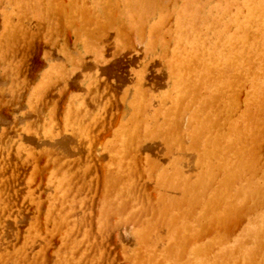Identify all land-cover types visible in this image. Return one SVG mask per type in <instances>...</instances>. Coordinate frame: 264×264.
<instances>
[{"label":"rangeland","instance_id":"obj_1","mask_svg":"<svg viewBox=\"0 0 264 264\" xmlns=\"http://www.w3.org/2000/svg\"><path fill=\"white\" fill-rule=\"evenodd\" d=\"M11 1H14V2L5 3L6 2L5 0H0V43H1L0 44V48H2V49H0L1 50L0 51V141H1L0 142V147H1L0 148V152L2 151V153H0V158H1L0 160H2V158H3V160L1 161L2 163H0V165H3V166H0V167H2V168H0V174H3L4 176L3 175L2 176L5 177L3 180L1 178L2 176L0 177V179L2 180V182L0 181V183H1L0 186H2V184L5 181L8 183V181L5 180V179L12 175V177H10V178H12V180L10 181L9 180L10 178H8L9 183L6 184L4 188L0 189V199L3 201V203L0 201V204H1L0 205L1 206L0 207V213L5 214V215L2 216L5 219H7L9 217V221L7 219L6 223L9 222V224H14V222H16L15 224H18L16 226V228L14 227L15 224H14V226L13 225H11V226L14 227L15 230H18V231L21 228L20 231L23 232V233L19 236L20 237L19 238L18 235L21 232L18 233V231H15V230H13L12 227H10V228H12V230H13V232L15 234L18 233L17 235H13L12 234L13 235L12 239L16 238L15 241H16L17 244L16 243H15V245L10 244V240H12V239H9V238H11V236L9 238H7L6 236H9L10 233H13V232H9V230L6 228L7 225H6V227H4V225L6 224V223H4L5 221L2 222L3 220H0V222H1L0 225L2 226V228H4V230H2V231L0 230L1 231L0 233L4 232L1 235L5 236L7 239H9L8 242H6L7 239L6 238H4V239L2 238L3 241H5V243L1 239V241H0V245H1L0 247H2L1 249L3 250L5 246L7 247V245H5V244L8 243V249H9V247L10 248L12 247V249H14V247L17 246L16 249L13 250L14 253L17 252V249L20 248L22 243L24 244V242H25L24 240L28 241L26 238H30L31 239V237H32L30 235L31 231H32L31 233L33 235L35 233L36 234L39 233L40 235L42 233L43 234L42 236L45 235L44 236L45 238L44 237L41 238V236L39 234H38V236L35 234V237L33 236L32 240L35 238L33 241H35L37 239H38V241L37 242H33L34 245H35V243L39 244L42 241L44 242V239H45V243H46V241H48V242L52 241V244L49 243L50 244L49 245L48 243H46L45 246L48 245V247L46 249H45V247L40 248L41 246H44V244H39L38 247H37V245L36 246L30 245V247H32V248H30L29 244L32 243V242H29V241H32V240H29L28 241L29 244L25 243V244L28 245L27 246L28 249L25 250V248H27V247L24 248V246H22L21 248L24 251H22L20 249H19V251L20 252L22 251V252L26 253V251L28 252V251L34 250L33 247H37L38 250L43 251V248H44L45 249V251H43L44 254H39L40 251H38L37 249H35V250H37L38 253L36 251V253L34 254L33 252L35 250L33 252H31V253L34 254V256H33L34 258L32 257L33 254H31V253H29V254H31V257L33 258V260H35V258L37 257L36 256L37 254H39L41 256L43 255L44 259H42V257H41L40 260H43V261L48 260V261H46L47 264H55V263H57V261L59 263H61V260H62L61 259L62 258L61 255L63 253L62 251H63L64 248H67L68 246H69L70 249L72 248V250H75L77 248L76 251L78 253H81V254H79V257H78V260H80L79 264H81V263L82 264H87L88 262H89L88 264H93L94 262H96L95 264H97V263L98 264H129V262H131V261H132L131 264H133L134 260H135L134 256H135V254L137 255V253L138 254L140 253L141 255H143V253L146 254L148 252V249L151 248V249H153V251H156V253H158L160 255V252L162 250H165V248L172 249L174 247V243H175L173 241H178V236H176L175 234H177V232L179 234H181V232L183 231V221H180L177 224L172 226V225H170L168 223V219H169L168 216H166L164 214H162L163 215L162 216L160 214L159 217L161 216L162 219L167 217L166 221H165V219L162 220L161 217L158 219V214L156 212H158L160 209L163 208V206L165 204L163 202H168V201L170 202L172 200L179 201L180 203L184 202V204L178 203L177 206L179 208L177 207L176 210L172 213V214H175V216L178 217V218L183 217V215L187 211V209L190 208V205H191L190 202L191 201H190L189 187H191V188L193 186L196 187L194 184H195V182L197 181V179L199 178V176L201 174V171H202V168H201L202 167V162H200L201 161V159H200L201 158L200 157L201 154L199 152V148L194 146V139L192 137L191 132H189L188 130H185V129H188L186 127L179 126V128L180 127L181 128L177 129V130L180 131V130H182V128H184V132L188 131V134H189V136H188L187 133L185 134L183 132V130L180 131L179 133L182 132V135L185 134V136H183L184 137V141H182V139H181L183 137H179L181 139L180 143L177 141V140H179L178 136L180 135V134H178V132L173 133L172 137H168L169 135H171V133H168V132H164L163 136H160L159 134L157 136H155V135H152L150 132L153 130V128H154V126L156 124V122H155L156 121L155 120L156 119L155 113H156V111L159 110L160 106H162V102H163L164 96L166 94L172 92L173 88H174L173 78H172V74H171V71H170V64H171L172 56H173V53H174V42H173V37H171L169 29L174 26V29H172L174 31L171 32V33L175 32L176 25H174V24H176V20H177V16L175 14V11H176L175 7L179 6V5H175V4H180L181 5L183 0H178V1L176 0V2H178V3H174V4L170 3V2H175V0H172V1L171 0H165V2L167 3V4H165L166 7H164V8L161 7L159 10L155 11V14L153 12H152L153 13L152 15L149 14L150 15L149 19H148V14L145 12L146 13L145 15H143L142 17L139 16V18L135 19L134 22L136 24L133 23V25H131L130 19L127 18V16L124 14V4L122 3L121 0H119L120 3H119L118 0H115V1H118V5L120 4L119 6L121 7V9L119 7H117L118 5H116L117 4L116 2H114L112 8L110 9V11H116V12H118V14L115 12V14H117L115 16L114 12H110V13H112V16H111V14L109 15V13L107 11H104L100 15V17L103 16V18H100L99 22H98V20L92 19L94 14L96 13V11H98L100 9V7H98V5L96 6V3H95L96 1L95 0H74V2H73V0H71L73 4L69 0H60V1L56 0L57 4H58L57 7H59V10L60 9L63 10L61 12V14H59V15H56V13H57L56 11H58V13H59L58 9L57 10L55 9L56 11L53 10L55 13L53 11H51L52 9H54L51 6H54L55 4L52 3L53 5H51L52 1L46 0V1H48V2H46L44 0V2H45L44 4H46L45 6L49 7V9L52 8L50 11L53 12V14L51 12L48 13V11H45V13L47 12L46 13L47 17L42 15L43 16L42 18L39 15H37L40 12V9L36 10V8L34 7V9L32 8V10H30L31 8L30 9H29V7L26 8L24 6V4L22 6V9L24 10V7L27 9V10L26 9L25 10H26V13L28 12V16H25V13L19 14V12H17L16 8L12 9L13 8L12 5H14V7H15V4H16L15 0H11ZM78 1H79V4L77 3ZM83 1H86L87 3L83 2ZM89 1L93 5H91L89 3ZM9 3H11L10 6H9ZM47 3H48L49 6H47ZM84 3L86 4V6H85ZM74 4L76 6H79V9L81 8L79 12H78V10H79L78 7H76ZM61 5H63L64 7L63 6L61 7ZM73 5H74V7H73ZM173 5H175V6H173ZM27 6H29V4H27ZM92 6H94V7L92 8ZM10 7H11V9H10ZM66 7H68V9L70 11V12H68L69 15H67L66 11H68V10H67ZM87 7L90 8V9H87V12H86L85 8H87ZM168 7H169V9H168ZM173 7H174V9H173ZM72 8L75 9V11L72 10ZM162 8H163V11L166 8L165 12L161 11ZM5 9H8L9 11L15 10L14 11L15 14L13 13L15 18L14 17L11 18L10 16H7L5 14L6 13ZM172 9H173V12H174L173 14L174 15H172L170 20H174L175 22L168 20L169 18L166 19L169 16V14H170V13H168V12H170L169 10H172ZM33 10H35V11H33ZM73 11H74L73 15H76L77 12H78V16H79V17L78 16H74L77 19V20H75V18H74L75 22L80 21L79 23L81 25L84 24V22H85L84 25L81 26L79 23H76V24H79L77 26V25L74 24L73 19H72L73 18V15H72ZM84 11L86 12L87 15L90 14L88 16V19H86V21H85V17L86 16H85V12ZM91 11H92V14L94 13V11H95V13L92 15ZM159 11L161 13H163V14H161ZM104 14H105V16H104ZM159 14H161V15L159 16ZM19 15L20 16L24 15V16H22L23 17L22 18ZM146 15H147V17H146ZM56 16H57V18H56ZM113 16H115L114 18H116V19H114ZM174 16H176V17H174ZM6 17H7V20H8V17H9V23L6 21ZM39 17H40V19H39ZM44 17L46 18V21H45ZM51 17H53V18H51ZM90 17H91V19H90ZM104 17L105 18L109 17V18L105 19ZM119 17L121 19L122 18L124 19V20L122 19L124 28H123L121 19ZM144 17H145V19H148V20H146L148 22L145 21V23H144V20H145ZM150 17H151V19H150ZM153 18H154V21H153ZM41 19H44V20H41ZM137 19H140L142 22L140 23V21H138ZM128 20H129V22H128ZM166 20H168L167 23L169 21H170V23L172 22L173 26H171V24H169L170 28H168L167 27L168 25L166 24ZM106 21H108V23H106ZM113 21H115V22H113ZM159 21L161 23L157 25V23H159ZM94 22H95V24H94ZM97 23L98 24L100 23V25H98ZM101 23H103V25H101ZM105 23H106L107 27L104 26ZM92 24H94V25H92ZM110 24L111 25L113 24L112 25L113 27H111ZM115 24H116V26H115ZM142 24H144V27H145L144 30H142V27H141ZM85 25H86V28H85ZM135 25H137V26L135 27ZM153 25H156V26H159V25L160 26L161 25L164 26L165 25V26L164 27L162 26L163 29L160 28V26H159V28L162 29V31L160 29L155 31L154 30L155 28H154ZM6 26L7 27L10 26V28L7 29ZM12 26L14 28L13 31L11 30ZM117 26L118 27L121 26L124 29V31L126 29L127 32H128V30H130V32L126 33V31H125L126 34H123L124 32L123 33L119 32V35H120L119 36L118 35V30H122V29L120 27L117 29ZM78 27H79V29H78ZM165 27H166V30H165ZM18 28H20V29H18ZM93 28H95V29H93ZM133 29H135V31H133ZM136 29H137V32H139L140 35L142 34V33H140L141 32L140 30H142L144 36L143 35H141V36L137 35ZM84 30H87V31L85 32ZM100 30L101 31L103 30V32H102L103 34L100 32ZM167 30H169V32ZM81 31H82V33H81ZM158 31H160V32H158ZM78 32H79V34H78ZM107 32H108V34H107ZM155 32H156V34H155ZM89 34L91 36H89ZM96 34H97V36H96ZM149 34L151 36H148ZM121 35H122V38L125 37V38H123L124 40H122ZM123 35H125V36H123ZM87 37H88V40L89 39H91V40L86 42V43L83 42V41H85L87 39ZM155 37H157L155 39V40H157V42L153 43ZM84 38H85V40H84ZM148 38H153L152 42ZM161 39L162 40L163 39L166 40V42L165 41H161ZM129 40H131L132 43H130ZM142 41H143V43H142ZM169 41H171L172 47H169L170 45L167 44V43H169ZM89 42L90 43L92 42L93 44H89ZM147 42L149 43V44H147V45H149L148 46L149 49L147 48V45H146V48H145V44ZM163 42H165L166 44L163 43ZM139 43H141V44H139ZM156 43H158V44H156ZM4 44H6V45H4ZM82 44H83L84 47L82 46ZM166 46L169 47L168 49H170V51H169L170 55H166L167 59H166V56H164V58H163L164 61H162L163 59H161L162 57H161L160 53L162 52V56H163V53L169 54L168 50L166 52L164 51V48H166ZM87 47L88 48L92 47V48H90L88 50ZM95 47H96V49H95ZM152 48H153V50H152ZM171 48H173V51H171L172 50ZM146 49L150 52V54H149V52ZM158 51H159V53H158ZM159 54H160V56H159ZM157 55L159 56L158 57L159 59L157 58ZM64 70H66V71H64ZM144 70H145L146 74H144ZM165 72H166V76L163 75ZM87 73H88V75H87ZM160 73H162V74H160ZM141 74L143 75V77H142ZM137 76H139V77H137ZM140 76H141V78H140ZM163 76H165L166 79L163 78ZM139 78H140L141 82H140ZM158 78H159V81H157ZM142 80H144V82H146L147 84L149 83L148 84L149 86L146 83H144ZM160 80H162V82H160ZM168 80H170L172 83L170 81H168ZM157 82H160L159 85H158ZM132 83H134V84H132ZM155 83H157L158 86H156ZM161 83H163V85L165 83L168 86L164 85V87H161L160 86V85H162ZM142 84L144 85L143 87H142ZM150 84H152V85L154 84L155 87L157 88V90H156V88H154V89L151 88L152 85L150 87ZM138 86H141L142 88H140ZM45 87H47V88H45ZM149 88H151V89H149ZM89 89L91 91H89ZM144 90H145V93L147 92L146 93L147 97L144 95L145 94ZM153 91H154V93H153ZM143 95H144V97L148 98V100L144 98L145 102L143 100ZM74 99H75V101H74ZM81 101L82 102L86 101L85 105ZM133 101L134 102L136 101V102H139V103H134ZM151 101L157 102L158 105L155 102H153L154 104L152 106L151 105V103H152ZM87 105H89V106H87ZM140 105L142 106V110H141ZM146 105L148 106V108L150 107L151 110L152 109L153 110L151 111L150 108L148 109ZM85 106H87V107H85ZM154 106H156L158 109L155 108ZM81 108L85 109L84 110L85 113H84L83 110H82L83 112L81 111ZM146 108H147V111H146ZM145 111H146V113H144ZM148 111H150V112L147 113ZM77 112H79V115L77 114ZM75 113L78 116L75 115ZM138 113H140L139 114L140 116L138 115L139 118L137 117ZM184 113H186V110L182 114H184ZM68 114H71V115H69L70 119H69V117H67ZM142 114H145V115L143 116ZM149 114L151 116H149ZM132 115H134V117ZM95 116L97 117V119L95 118ZM141 116H142V118H141ZM75 117L79 118V120L76 119ZM145 117H147V118H145ZM188 117H189V115H187V119L188 120H186V119L185 120H186V123L190 124ZM138 119L139 120L141 119L140 123H139ZM147 119H148V121H147ZM75 120H76V122H75ZM132 120H133V123H132ZM144 120H145V122H144ZM141 122L143 124V127L138 126V125L141 124ZM148 122H149V124H148ZM77 124L79 126H76ZM126 124H127V126H126ZM144 124H147V125H144ZM62 125L64 126V128H63ZM66 125H68V126H66ZM80 125H82V126H80ZM85 125H87L90 129L88 130V127H86ZM66 127L68 129L70 128L71 130L70 129L69 130L66 129ZM78 127H80L78 129V130H80V132L78 130H77V132H76V130L74 131V129H77ZM81 127H82L83 130L81 129ZM176 127L177 126H175V128ZM50 130H51V132H49ZM84 130L87 131V132H84ZM121 130L124 131V132H121V134H120L119 131H121ZM138 130H139V132L140 131L142 132V135H140L142 138H138V136H139V132H137ZM90 132H91L92 136L89 135ZM141 132H140V134H141ZM57 133L59 134V136L60 135L63 136L64 133L65 134L68 133L69 135H71V136H69L68 134H66V136L65 135L63 136L64 138L65 137L67 138V135L69 136L68 138L70 140L67 138V141L69 140L70 142H72V143H70L71 145L69 146L67 144L65 146L66 143H63V142L66 139H64V138L61 139L62 138L61 136L59 138ZM46 134H48V135H46ZM174 134H175V136H174ZM79 135L82 136V137H80ZM85 135H86L87 138L85 137ZM115 135H116V137H115L116 139L115 140L118 141L120 145L117 142H114V136ZM134 135H136L135 139H134ZM186 135L188 136L187 138H190V139H186L185 138ZM53 136H55L58 139L64 140V141H62V143L64 144L63 145L64 149H67L68 148L67 146H69V148L71 147L72 151H69L67 149V150H64V151H69V152H64L63 151V147L62 146H61L62 148L58 147V144H57V146H54L55 147V151H54L53 145L55 144V141L57 139L55 138V141H54ZM74 136H78L77 138H81V139H77L75 137L77 140H81V141H78V144L74 143L76 141ZM71 137H73V138L71 139ZM49 138H51V139L49 140ZM148 138H149V140H148ZM52 139H53V141H52ZM87 139L89 141H91V145L93 144L92 146L90 144H88L89 141ZM133 139H134V141H133ZM139 139L140 140L143 139L142 142L146 143V144L145 143H142V144L149 145L147 147V149H145L146 148L145 145H143V146H142V144L138 145V143H141L140 141H138ZM136 140L138 141V143H136L137 142ZM155 140H156V142H155ZM82 141H83V143H86V144H83ZM107 141H109V143ZM153 142L156 143V146L162 143V145L163 146L165 145V147H166V148L165 147L164 148L166 150L170 151V153H172V154H173V151L175 153L178 152V150H179V152H181L182 151V146H183V149L187 148L186 151L184 150L182 152L191 153L192 155L188 154V156L191 155L193 157L194 161L192 159V162H195L196 165L198 164L199 166L198 165L197 166L199 167V169L197 168L195 163H193V166H191V165H189V166H190V169H191V167L195 166L194 170L192 168L190 171L189 170H187V171L184 170L183 171V169L188 166L187 164H185V161H186V163H188V161H190V160L183 159L182 160L184 162V163L182 162L183 163V167L181 166L182 163H181L180 160H181V158L183 156H185L187 154H185V153L182 154L181 153L183 155L182 156L180 153H178V154L176 153V154H173V155H171L169 153V156H172V157H169L168 154L165 155V153H168V151L165 152L164 148L162 149V145L158 146V150L159 151L154 149V151H155L154 152L153 148L150 146V145H153V147L155 146ZM184 142H186L185 143L186 145L184 144ZM58 143H60V142L58 141ZM113 143H115V144H113ZM116 144H118L119 147L118 146L114 147ZM124 144H126V146ZM129 144H131V145H129ZM173 144L177 145V146L175 145L174 149H173V146H174ZM43 145L47 146V148L45 146H43ZM80 145H81V147H79ZM73 146L76 147L77 150L75 148H74L75 149L74 150ZM88 147H90L91 149L89 150ZM150 147H151V149H148ZM159 147H161V148H159ZM121 148H124L126 150H121ZM142 148H144L145 151H142ZM176 148H177V151H176ZM135 149L137 150V152H135L136 151ZM160 149H162V151L164 150V153L163 152L161 153ZM195 149H197V150H195ZM31 150L33 151V153L31 152ZM48 150L49 151L51 150V151L47 153ZM8 151H10V152H8ZM130 151L131 152L133 151V152L131 153ZM138 151L140 153L142 152V155H140V153ZM51 152H53V153H51ZM54 152H56V153H54ZM134 152L136 153L138 159H137V157H133L132 156ZM46 153L49 154V155L47 156ZM62 153H64L67 157L62 156ZM193 153H194V155L195 154H197V155L194 156ZM29 154H30V156H29ZM41 154H44V155H41ZM103 154H105V155H103ZM128 154H129V156H128ZM5 155H7L6 158L4 157ZM31 155H33V156H31ZM163 155H165V156H167L169 158H167V157H165ZM19 156H21V157H19ZM34 156H35L36 159L37 158L38 159L36 160L34 158ZM41 156H43V157L40 158ZM73 156H76V157L78 156L77 157L78 160H76V157H73ZM103 156H105V157H103ZM106 156L109 159H107ZM139 156L140 157L142 156V157L139 158ZM152 156H153V158H151ZM178 156H180V159H179ZM10 157H12L13 159L11 160ZM68 157H69V159L71 158L72 161L68 160ZM185 157H187V156H185ZM194 157H196V158H194ZM82 158H84L83 159L84 162L81 161ZM162 158L165 161L167 160V162H165ZM85 159L86 160L89 159V161L88 160L86 161ZM152 159H157V160H152ZM178 159H179V162L181 164L178 161H176ZM187 159H189V158L187 157ZM190 159H191V157H190ZM7 160H9V161H7ZM13 160H14L15 163L13 162ZM35 160H36V162H35ZM73 160H76V161H73ZM139 160H141V161H139ZM196 160H197V162H196ZM3 161H4V163H3ZM65 161L67 162V164H63ZM7 162H10L11 165L13 163L12 167L9 166L10 163L6 164ZM71 162L74 163V165L70 164ZM75 162H77V164ZM80 162H82V163H80ZM124 162H125V164H124ZM141 162H143V164ZM192 162H190V164H192ZM199 162H200V164H199ZM90 163L93 164V165H89ZM158 163L159 164L161 163V164L159 165ZM129 164L131 166H133L135 169L138 168L140 170L137 171L138 169L137 170H134V168L131 169L132 167ZM135 164H137V165H135ZM138 164L143 165V166L140 167V166H138ZM4 165H6L7 167H10V169L7 168ZM106 165H108V166H106ZM70 166H72V167L74 166V167L73 168L71 167V169H69ZM92 166H94V168ZM189 166H188V168H189ZM88 167H90L91 169L93 168L95 170H91L90 168L88 169ZM104 167H105V169L107 168L106 170L109 169L110 173L112 172L111 173V176H112L111 179H110V177H111L110 175L107 176L109 171H106L104 169ZM143 167H144V169H143ZM168 167H170V168H168ZM12 168H13V171L11 172ZM61 168H63V169H61ZM14 169H16V171ZM34 169L35 170L37 169V170L35 171ZM142 169H143V172H144L143 174H142V171H141ZM172 169L175 172L170 173V171H173ZM62 170L65 171V172H63ZM81 170H83V172H81ZM87 170H88V175H86ZM58 171H59L60 174H58ZM124 171L126 173H124ZM129 171H133V174H132V172H129ZM168 171H169V173H168ZM10 172L13 173V174L10 175ZM14 172H16V175L18 176V177H16L17 179L15 178V180L13 178L15 176ZM154 172H155L156 175L154 174ZM196 172L197 173L199 172V173L197 174ZM64 173H67L68 176H69V177L66 176L69 179H67L66 177L64 178L66 183L68 182L67 180H69V184L68 185L66 184V186H65V187L68 186L67 188L63 187L64 186V180H63V178H61V177H63L62 174H64ZM103 173L106 176H103L104 175ZM122 173H123V178L125 179V181H123L124 179L121 178L122 177ZM151 173L154 174V175H152ZM194 173H195V175H194ZM67 174H64V175H67ZM131 174H132V177H131ZM171 174L173 176L175 174H177V176H176L177 181H178V179H180L179 180L180 182L178 181L177 185H173V181H168V182L165 181L166 180V176H169ZM190 174H192V175L190 176ZM75 175H77V176H75ZM82 176H84V177L86 176V180H85V178L83 179ZM93 176L96 177V178H94ZM150 176L152 177V179L150 178ZM192 176H194V177H192ZM115 177H117L118 179L120 178L123 181V186H124V182L128 181L130 186L132 185L134 187L135 185H137L138 187L136 186L135 188L141 187V188H139V191L142 189V187H144V189H146V188L150 189V191H149L150 195L147 194V193H149L148 189H147L146 190L147 193H145L146 191H143L145 193V194H143V196H147L148 195V197L152 198V200L154 202H150L147 198L146 199H145V197L143 198V196L139 197V194H142V193L138 194L136 192L137 194H134V191L130 192V190H132V186H131V189L128 190V193H127V190L125 188L128 185V183H125L126 186L124 188H122L123 187L122 184H121L122 182H120V184H121L120 185L119 183L117 184V182H116V184H115L112 181V180L115 179ZM135 177L137 179L141 177V178H143L142 181L143 180L144 181L142 182L140 180L141 178L139 179V181H137V179ZM189 177H191L192 180L194 179L192 181L193 182V186H192L191 178H190V180L188 179ZM92 178L95 180L94 185H93V182H92V185H91V181H93ZM161 178H162V180H161ZM163 178H165V179L163 180ZM57 179H59V180H57ZM87 179H89L90 181L87 180ZM104 179L106 181L107 180L108 181L106 182ZM145 179H146V181H145ZM154 179H156V180H154ZM83 180H85L87 183L85 181H83ZM150 180H151V182H150ZM153 180H154V182H152ZM181 180H182V182H181ZM188 180H189V182H188ZM14 181H15V183H14ZM55 181H58L59 183L63 182V183H61L62 186L58 187L61 184H59L58 182L55 184L54 183ZM70 181H72V183ZM114 181H118V180L115 179ZM147 181H148L149 185H148ZM11 182H12V185L14 184L13 186L11 185ZM52 182H53V184H55V186L52 184ZM89 182H90V184H89ZM133 182H135V185H134ZM139 182H141V183L139 184ZM79 183L85 184V185L82 184V186H79V188H82L83 192L81 191V189H79V188L77 189L76 188V187H78V185H80ZM144 183L146 185H144ZM86 184H88L91 187L86 186ZM111 184L113 186H111ZM151 184L154 185V188L150 186ZM115 185L116 186L118 185L117 187L122 186V187H120L122 189L121 192H120V190H118L117 193H116L117 189H115L116 188ZM129 185L127 187H129ZM95 186H96V189H95ZM106 186H108V188ZM109 186H111V187H109ZM145 186H146V188H145ZM54 187L56 188L55 190H54ZM84 187H86V188H84ZM87 187H89V190H88ZM176 187L180 191V192L178 191L180 194L175 191V190H177ZM179 187H181L182 189H179ZM30 188H31V190H30ZM59 188H60V190H59ZM61 188L65 189V191L63 190L64 191L63 192ZM73 188L75 190H71ZM105 188H107L108 190H109V188H111V191L109 190L110 192H113V193H111V196H109V197L107 196L108 194L110 195V192H108V190L105 191ZM155 188H156L155 191L157 193L154 190H152V189H155ZM186 188L188 189L189 193L185 192L187 190ZM7 189H9L8 193L6 191ZM91 189L93 190V192H92ZM169 189H173L174 192H172L173 190H169ZM197 189H198V187H197ZM13 190L14 191L16 190V191L14 192ZM56 190H58V192L60 194L62 192H63L62 193L63 195L66 194V196L63 197L64 201H65V197H67V196H68L67 197V199H68L69 197L73 198L71 196L75 195L77 197V198L75 197V200H77L78 197H80V199H81L82 196H83L82 197L83 200L88 197V200L86 201L85 207H84V203H85L84 201L85 200L81 201L82 203L80 202V200H77L79 202L76 201L77 205H75V208H74V205L71 203V205H73V206H71L73 210L68 208V207H70V203L69 202H73V201H70V198L67 200V202H68L67 205H66V203H64L62 205L61 203L64 202V201L61 200L62 194L60 195V194L57 193V195H58L57 196L56 195ZM166 190H168L169 192L166 191ZM17 191H19V192H17ZM31 191L33 192L32 195L30 194ZM79 191H81L82 193L79 192ZM87 191H89V192H87ZM135 191H137V189H135ZM199 191H201V188H199ZM70 192H72V193L70 194ZM75 192H77V194ZM105 192H108V193L106 194ZM124 192H125V194H124ZM140 192H142V191H140ZM175 192H176V194L178 193L179 196L175 197L176 196ZM83 193L85 195H83ZM104 193H105V195H104ZM187 193H188L189 196L187 195ZM6 194H7V196H6ZM15 194H17L18 197H17V195L15 196ZM114 194H116V196H114ZM122 194H124V195H122ZM130 194L131 195H135V196H131ZM162 194L164 195L163 201L161 200L162 199L161 196H163ZM54 195L57 196L58 198H56ZM120 195H122V196H120ZM128 195L133 198V199L131 198L132 201L130 200ZM154 195H155V197H159L160 196L161 199L159 198V201H157L158 199L156 200ZM3 196L4 197L6 196V197L3 198ZM117 196L118 197L119 196L122 197V199H125L124 201H126V203L128 201V203L125 204V202L122 199H119L120 197L118 198ZM124 196L125 197L128 196V197L125 198ZM180 196H182V197H180ZM11 197H13L14 199H12V200L9 199ZM35 197H37V198H35ZM52 197H54V199L56 201L60 198L59 201H57V203L61 201L60 204H61V207L62 206L63 207L62 208L60 207V209L64 210V214H65L64 216L60 214V213L63 214V212L60 211V209H59V206H60V205L58 206L59 203L51 205L52 204L51 201L53 199ZM114 197H115V199H114ZM138 197L139 198H143L144 202H143V199L141 201ZM185 197H186V199H183ZM2 198L3 199L7 198L8 201L10 200L13 203L15 202L13 200L16 199V203H15L16 205L11 204L12 206L13 205L14 206H13V208H10L11 207L10 204H9L10 201L8 202L7 200H5V201H7V203H5V201ZM89 199H90V201H89ZM106 199H108L107 203L104 202V200L106 201ZM112 199L114 200L113 203L108 204V203L112 202ZM182 199L185 200V201H183ZM32 201L36 202L37 204L33 203ZM117 201L118 202L122 201L123 203H120V204H123L124 206L125 205L129 206V207H125L126 208V212H125V208H124V211L122 209L123 205H119L117 203ZM146 201L149 203V205H146V204H148ZM129 202H130V204H129ZM131 202H133V203H131ZM137 202H139V203L136 204ZM142 202L143 203L146 202L145 203V206H146L145 209L146 210H143V208H144L143 205L144 204ZM155 202H158V203L155 204ZM159 202H161L162 204H159ZM32 203H33V205H32ZM79 203H81L82 205L79 204ZM115 203H117L118 206ZM150 203H151V206H150ZM2 204L5 207H3ZM87 204H89V205H87ZM105 204H106V206H105ZM41 205H43V206H41ZM64 205L66 207L65 209H64ZM79 205H81L84 208H82L80 206V207H78V209H79L78 210L77 206H79ZM102 205L104 207H101ZM154 205L157 206V209H155L156 206H155V208H153ZM182 205H183V207H181V209H182L181 210L180 206H182ZM8 206H10V207H8ZM55 207H57V210L59 209L57 212L54 211V212H56L57 216L54 215V212H53ZM106 207H107V209H110L109 212L106 209ZM108 207H110V208H108ZM136 207L139 208V209H137ZM5 208H7L8 211L12 210V211H9L10 214L12 213L10 216H8L7 213H4V211L6 210ZM104 208L106 209V210H104V212L106 213L108 218H104L103 219V217L106 216L104 214V212H103ZM111 208H113L114 210L113 209L111 210ZM130 208H132L131 211H130ZM36 210H38V211H36ZM74 210L75 211L77 210V211L75 212ZM100 210L102 212V215L100 214L101 213ZM115 210H116V212H115ZM118 210H120L122 213L124 212L123 216L124 217L127 216V217L124 218L122 216L121 212L118 213ZM136 210L137 211L139 210V212H140V210H143V213H142V211L140 213L138 212L139 216H136ZM155 210H156V212L154 214ZM133 211L135 212L134 216H132V213L134 214ZM149 211H150V213H149ZM235 211H237V210H234V212ZM68 212H69V214H68ZM84 212H85V214H84ZM160 212H161V210H160ZM237 212L239 214L241 213L239 211H237ZM18 213H19V215H18ZM36 213H37V215H36ZM108 213L109 214L111 213V215H109ZM238 213H237V215H238ZM76 214L79 217H77ZM118 214H120V215L118 216ZM152 214H154V215H152ZM40 215H41V217H40ZM60 215H61V217H60ZM69 215L70 216L72 215L73 218L70 217ZM82 215H83V217L85 216L84 217L85 218L84 221H85V224H86L85 226H87V224H88L87 227H88L89 230L85 226H83L84 222H83V220H81L83 218ZM140 215L144 216V217L140 218ZM237 215H235V216L238 218ZM4 216H6V217H4ZM27 216H28V219H30V220L33 217L35 219H37V220L34 219L36 222H34L32 220L33 224L36 223L35 225H37V223H38V225H41L40 226L41 228L40 227L38 228V227H36L34 225V227H36V230H35L34 227H30L29 223H31L32 221L30 222L28 219H26ZM101 216H103V217H101ZM128 216L129 217L131 216V218H129ZM146 216L150 220H148L146 218ZM156 216H157V218H156ZM241 216H242V213H241ZM241 216H239L238 219H236V217H234V219H233L232 218L233 215H232V217L230 219V222L233 223V225H232L233 228H234L233 230H231L232 226H230V222L227 225H225L226 222L222 223V225H219V226H223L224 229L227 228L226 232H224V229L220 230L222 228H219V231H223L222 235H223V237H227L228 241L231 239V238L229 239L231 234H233V236L231 235L232 237L236 236L238 234V232L240 230H241L240 232H242L244 227L246 226L247 220H246V222L244 221L245 224H241L240 223L241 228L238 227L239 224L237 225V220H238V223H239V220H240V222L243 221V216H242V218H241ZM18 217H19V219H18ZM22 217H23V219L26 217L25 219L29 223L27 221L24 222V220H22ZM48 217H49V219H48ZM62 217H64L65 219L68 217L67 218L68 221L66 220L68 223ZM137 217H139L141 219V223H143L142 225H139V226L137 225L138 223H140V221H138L139 218H137ZM13 218H15V219H13ZM135 218H137V219H135ZM52 219L53 220L55 219V221H52V224H51V221H49V220H52ZM60 219H63V221H65L64 223H67V225H65V227L66 226L68 227L69 224H72V229H71L72 231H69L70 230V228H69L70 226L68 227L69 230H68L67 227L64 228V223H61V222H59V223H61V225L63 224L62 225L63 227L62 226L60 227V224L58 222H57L58 224L56 223V220L60 221ZM86 219H88V220H86ZM100 219L102 220V222H101ZM123 219H125V220H123ZM126 219L128 221H126ZM14 220H16V221H14ZM38 220L41 221L42 224H39L40 222H38ZM109 220L112 223H110ZM121 220H123V221H121ZM208 220L210 222L212 219H208ZM231 220H233V221L236 220V222H235L236 225ZM78 221H80V224H79ZM87 221H88V223H87ZM125 221L127 223H124V226H123L122 222H125ZM144 221H145L146 224L144 223ZM73 222H75V223H73ZM98 222H100V223H98ZM152 222H154L155 224L159 223L161 226H164V228L166 230L165 231L166 234H165V232H163L161 230V226H160L159 229L163 232V234H159L161 232H157V234H156L155 230L158 229L156 227V226H158V224H156L154 226V227H156V229H155L153 227V225H152L153 224ZM2 223H4V224L2 225ZM81 223L83 225H81ZM131 223H132V225H134V224L136 225L135 228H132ZM180 223H181V225H180ZM206 224H207V226H206ZM206 224L201 225L203 227L206 226L205 227L206 231H204V229L202 230L201 229L202 227H200V225L196 226V227H199V228H196V234H198V230H199L200 231L199 234L200 233L202 234V232L204 231V234L207 233L206 235H203V234L201 235L200 234L198 236L197 235L194 236L195 233L194 234L192 233L193 236H190L191 237L190 240L188 239V237L187 238L183 237L184 239H187V241H184V239L181 240L182 237L179 236V241L177 242L178 248H179V246L181 245V243L183 241V244L181 246L182 249L179 248V253L181 255H182L181 251L184 252V254L187 253V249H186V252H185V248H190V249L193 248V250H194L195 248L199 247L200 249H203L206 246L205 243L207 244L208 241L210 243L211 241L214 242V241L217 240L216 242H214V247L217 248V244H215V243H217V242L219 243V240L223 238V237L222 238L220 237L221 235L220 236L217 235L218 232H219L217 228L219 227L218 224H220V223H217L216 224L217 226L215 225L217 227L215 230H217V231H215L213 229V228H215V226L213 227V225L215 223L213 225H210V226H208L209 223H206ZM75 225H77L78 227L75 226ZM79 225H81V226H79ZM100 225L102 227H100ZM146 225L147 226L151 225L155 230L151 226L148 229ZM243 225H245V226L242 228ZM31 226H32V223H31ZM73 226H74V228H73ZM121 226H123V227H121ZM235 226H237L238 229H237V227L235 228ZM55 227L57 228L56 231L54 230V229H56ZM81 227H82V230H81ZM84 227H85V229H84ZM128 227H130L129 231H127ZM210 227H213V228L211 229ZM5 228H6V230H5ZM62 228H63V230L61 231V233H57ZM24 229H26V230H24ZM38 229H39V231H38ZM65 229H67L66 232H68V231L69 232L68 233H64ZM75 229L76 230L79 229L78 230L79 232L78 231L76 232ZM86 229L88 230V232L86 231ZM200 229L202 230V232H201ZM207 229L213 230L212 234H208V230ZM235 229H237L238 232ZM230 230L232 232H230ZM234 230L236 232H233ZM51 231H55V233H53V235H52ZM141 231L142 232H145V231L152 232L153 231V233H149V232L141 233ZM209 232H211V231H209ZM26 233H28L29 235H27ZM78 233L79 234L81 233V234L79 235ZM146 233H147L148 238H144L145 237L144 235H146ZM226 233L230 234V235L228 236ZM24 234H26V238L24 237L25 236ZM69 234H71V236H72V238L74 240L70 237ZM84 234L87 237H85ZM141 234L143 235V237H142ZM224 234H225V236H224ZM1 235H0V237H1ZM47 235H49V236H47ZM63 235H64V237H63ZM66 235H67V237H65ZM68 235H69L70 238L68 237ZM124 235H126V236H124ZM133 235H134V237H133ZM136 235H137V238H136ZM139 235H141V236H139ZM212 235H213V237H212ZM79 236H83V237L79 238ZM149 236H151V237H149ZM204 236H206L205 240L204 241H200L201 239H203ZM217 236H218V238H217ZM22 237H24V240L22 239ZM46 237H50L49 238L50 241L48 239H46ZM62 237L65 238V240ZM219 237H220V239H219ZM77 238L79 240L81 239V241H77L78 240ZM173 238H175V239H173ZM18 239H21L19 243L17 242V241H19ZM62 239H63V241H62ZM85 239H86V242H85ZM90 239H92V240H90ZM97 239H99L100 242L97 241ZM227 239L225 238L223 241L226 242ZM71 240H72V242H71ZM89 240L91 241V243H90ZM139 240H140V243H139ZM147 240L149 242H147ZM150 240H151V242H150ZM12 241H11V243H12ZM65 241L66 242L68 241L67 244H66ZM73 241H75V243H73ZM82 241H83V243H82ZM2 242H3V244H1ZM14 242H13V244H14ZM70 242L72 243L71 245L72 246L74 245L75 247L74 246L72 247L69 244ZM98 242L100 244H98ZM213 242H211L210 246L213 245ZM76 243H77V246H76ZM94 243H95V245H94ZM129 243L131 245L134 243V245H132L133 247ZM154 243L156 245L159 244L160 245L159 247L162 246L164 249L162 247L159 248L158 246H155ZM163 243H165V244H163ZM186 243L189 244V246L190 245H192V246L189 247ZM18 244H19V246H18ZM90 244H93V245L90 246ZM153 244H154V246H153ZM138 245L140 246L139 247L140 250H138L139 249L137 247ZM170 245H171V248H170ZM81 246H82V248H81ZM207 246H209V245L207 244ZM220 246H221V242H220ZM157 247H158V249H160V251H158L156 249ZM183 247H185V248H183ZM214 247H213L212 251L215 249ZM73 248H75V249H73ZM83 248L86 249V250L87 249L90 250V252L88 250L84 251ZM92 248H93V251H92ZM101 248H102V250H101ZM1 249H0V251H1ZM8 249L7 248L4 249L2 251L3 254H0V256L3 257L4 254L8 255L11 252L10 249L9 250ZM47 249H49V250H47ZM70 249H68L69 250V252H68L69 254H71L70 253V251H71ZM98 249H100V250L98 251ZM59 250H62V251H60L61 253H59ZM64 250H66V249H64ZM193 250L191 251V250L188 249V251H189L188 253L189 254L188 253L187 254L189 256L187 258H186L187 254H186V256L182 255V256L185 257V258L182 257V258H184V262H188L189 259L190 260L192 259L191 255H193ZM76 251H74L72 254H76L77 255L78 253ZM128 251L130 253H132V255ZM221 251H222V246H221L220 250H218V251L214 250L213 252L215 253L214 255H216V254H219ZM20 252H17V253L20 254ZM98 252H100L99 254H101V257L100 256H96L98 254ZM47 253L49 254V258L46 256V255H48ZM88 253H89L90 256H87ZM19 254L15 255L14 257H17V256L20 257V255L22 253L20 255ZM26 254H23V257H25ZM58 254H60V255H58ZM93 254H94V256H93ZM211 254H213V253H211ZM57 255L59 256V259H58ZM214 255H212V256H214ZM4 256H6V255H4ZM26 257L27 258H22L21 257V260L23 261L24 259H26L25 261H26L27 264H39L38 262L40 260L36 259L38 262L35 263L34 261L30 260L31 259L30 255L29 256L26 255ZM28 257H29V260H27ZM46 257L48 259H46ZM132 257H133V259H132ZM54 258H56L57 261L54 260ZM93 258L95 259L94 261H93ZM81 259L83 260V262L81 261ZM103 259H105V260H103ZM18 260H20V258H18L17 261ZM53 260L55 261V263H54ZM17 261H16L15 264L19 263ZM25 261H23L21 263L25 264L24 263ZM92 261H93V263H92ZM0 264H2V263L0 262ZM4 264H10V263H5L4 262Z\"/></svg>","mask_w":264,"mask_h":264},{"label":"bare ground","instance_id":"obj_2","mask_svg":"<svg viewBox=\"0 0 264 264\" xmlns=\"http://www.w3.org/2000/svg\"><path fill=\"white\" fill-rule=\"evenodd\" d=\"M6 2L5 3H8V2H14V1H11V0H5ZM46 1V0H45ZM50 1H52L51 2V5H53V4H55L54 6H51L52 8H54V9H52L51 7V9H49V7H46L45 5L46 4H44L45 2H44V0H15V7H14V5H12L13 6V8L12 9H17V12H19V14H23V13H25V16H28V12L26 13V8L27 7H29V9L30 10H32V8L34 9V7L36 8V10H38V9H40V12L37 14V15H39L41 18L43 17V16H46L47 17V12L45 13V11H48V13L49 12H51V11H56L57 9L59 10V7H57L58 6V4H57V1H60V0H50ZM69 1H71V0H69ZM68 1V2H69ZM96 1V2H95ZM94 2L96 3V6L98 5V7H100V9L98 10V11H96V13H95V11H94V16H93V18L92 19H95V20H98V22L100 21V18H103V16H101L100 17V15H101V13L102 12H104V11H107L108 13H109V15L111 14V16H112V13H110V12H114V15L116 16L117 14H118V12H116V11H110V9L112 8V6H113V4H114V2H116L117 4L116 5H118V1H115V0H95ZM122 1V3L124 4V14L127 16V18H129L130 19V22H131V25H133V23H135L134 21H135V19L136 18H139V16L140 17H142L143 15H145L146 13L148 14V19H149V14H155V11H157V10H159L161 7H166V5L165 4H167L166 2H165V0H121ZM172 1V0H171ZM178 1V0H177ZM46 2H48V1H46ZM62 2V1H61ZM66 2V1H65ZM73 2H74V0H73ZM83 2H86V1H83ZM2 3V2H1ZM11 3H9V6H10V4ZM53 3V4H52ZM64 3V2H63ZM71 3H72V1H71ZM78 4H79V1L77 2ZM87 3V2H86ZM89 3H90V1H89ZM119 3H120V1H119ZM170 3H178V2H176V0H175V2H170ZM181 3V2H180ZM23 4H24V6L26 7H24V10L22 9V6H23ZM27 4H29V6H27ZM68 4V3H67ZM73 4V3H72ZM85 4V3H84ZM91 4V3H90ZM60 5V4H59ZM64 5V4H63ZM63 5H61V7L63 6ZM75 5V4H74ZM74 5H73V7H74ZM91 5H93V4H91ZM90 5V6H91ZM120 5V4H119ZM117 6V7H119L120 9H121V7L120 6ZM122 5V4H121ZM175 5H179V6H177V7H175V14H176V16H177V20H176V24H174V25H176V29H175V32L174 33H171V32H173L174 30H172V29H174V26H173V24H172V22L170 23V21H174V20H170V18L172 17V15H174L173 13V9H174V7H173V9L172 10H169L170 12H168V13H170L169 14V16L166 18V19H168V20H170L168 23H167V21L168 20H166V24L168 25H166L168 28H170V26H169V24H171V26H173L172 28H170L169 30H170V34H171V37H173V42H174V53H173V56H172V60H171V64H170V71H171V74H172V78H173V83H174V88H173V91L172 92H170V93H168V94H166L165 96H164V98H163V102H162V106H160V108H159V110L158 111H156V113H155V115H156V124H155V126H154V128H153V130L150 132L152 135H155V136H157L158 134L160 135V136H163L164 135V132H168V133H171V135H169L168 137H172L173 136V133H175V132H178V134H180L179 136H178V138L179 137H183V136H185V134L187 133V135L189 136V134H188V131L189 132H191V134H192V137H193V139H194V146L195 147H198L199 148V152H200V159H201V161L200 162H202V171H201V174H200V176H199V178L197 179V181L195 182V186L196 187H194L193 186V180H192V178L191 177H189L188 179L190 180V178H191V182H192V188L191 187H189V192H188V189L185 191V192H188L189 194H190V208H188L187 209V211L184 213V215H183V217H181V218H178V217H176L175 216V214H172L175 210H176V208L178 207L177 206V204L178 203H180L179 201H176V200H172V201H168V202H163V203H165L164 204V206H163V208L162 209H160L161 210V212H160V210L158 211V212H156V210L154 211V214H155V212L158 214V219L161 217H159V215L161 214H164V215H166V216H168L169 217V219H168V223L170 224V225H175V224H177L178 222H180V221H183V231L181 232V234H179L178 232H177V234H175L176 236H178V241H179V236L180 237H182L181 238V240L182 239H184L183 237H188V239L190 240L191 239V237L190 236H193L192 235V233L194 234V236L195 235H200L199 234V230H198V234H196V228H199V227H196L197 225H200V227H202L201 229L203 230L204 229V231H206V229H205V227L207 226V224L206 223H209V225L208 226H210V225H213L214 223V225H213V227L217 224V223H220V224H218V226L219 225H222V223H225V225H227L229 222H230V219H231V217H232V215H233V219H234V217H236L235 215H237V211H239V212H241L242 213V216H243V223L242 222H240V220H239V223H238V220H237V225H238V227L239 228H241V226H240V223L241 224H245V222H246V220H247V224H246V226L245 225H243L242 226V228L244 227V229H243V231L242 232H238V227L237 226H235V228L237 227V229H235V230H237V232H238V234L236 235V236H234V237H232L233 236V234H227L228 236L230 235V237H229V241H228V239H227V237H223V235H222V233H223V231H219V228H222V229H220V230H223L224 228H223V226H219L218 228L215 226V228H213V227H210L211 229L213 228L214 230L217 228L218 229V234L217 235H221L220 237L222 238H226L227 239V241L225 242V241H223L224 239L222 238V239H220V237H219V243L217 242V243H215V244H217V248H215L214 247V242H216V241H211V242H213V245L212 246H210L211 245V242L209 243V241L207 242V244L209 245V246H207V244L205 243V247L203 248V249H200L199 247L198 248H195L194 250H193V248L192 249H190V248H185V247H183V248H185V252H186V249H187V253L189 252L188 251V249L189 250H193V255H191L192 256V259L190 260H188V262H184V256H182V255H185L186 256V254H184V252H182L181 251V253H182V255L179 253V248H181V246H182V244H183V241H182V243H181V245L179 246V248H178V245H177V242L178 241H173V242H175L174 243V247L172 248V249H169V248H165V250H162L161 252H160V255L158 254V253H156V251H153V249H148V252L146 253V254H144L143 253V255H141L140 253L138 254L137 253V255L135 254V256H134V258H135V260H134V263L133 264H264V0H183L182 1V3H181V5L180 4H175ZM175 5H173V6H175ZM32 6V7H31ZM47 6H49L48 5V3H47ZM66 6V5H65ZM68 6V5H67ZM76 6V5H75ZM85 6H86V4H85ZM89 6V7H90ZM7 7V6H6ZM64 7V6H63ZM76 7H78V9H79V6H76ZM83 7V6H82ZM94 6H92V8H93ZM115 7V6H114ZM8 8V7H7ZM43 8V9H42ZM67 8V10L68 11H66L67 12V15H69V13L68 12H70L69 11V9H68V7H66ZM91 8V9H92ZM97 8V7H96ZM163 8H162V12H165V10H166V8H165V10L163 11ZM10 9H11V7H10ZM42 9V10H41ZM56 9V10H55ZM64 9V8H63ZM81 9V8H80ZM80 9L78 10V12L80 11ZM86 9V12H87V9H90V8H85ZM84 9V10H85ZM168 9H169V7H168ZM51 10V11H50ZM61 10V11H60ZM59 10V13H58V11H56L57 13H56V15H59V14H61V12L63 11L62 9H60ZM66 10V9H65ZM72 10H74L75 11V9H73L72 8ZM93 10V9H92ZM95 10V9H94ZM114 10V9H113ZM4 11V10H3ZM2 11V12H3ZM5 11H6V15L7 16H10L11 18H13L14 17V11L15 10H11V11H9L8 9H5ZM33 11H35V10H33ZM53 11V12H54ZM74 11H73V13H72V15L74 14ZM90 11V10H89ZM123 11V10H122ZM168 11V10H167ZM166 11V12H167ZM172 11V12H171ZM38 12V11H37ZM53 12H51L52 14H53ZM78 12H77V14L76 15H73V22H74V24L75 25H79L80 23V21H77V22H75V20H77L76 19V17H74V16H78ZM85 12V11H84ZM86 12H85V16L87 17H85V21H86V19H88V16L90 15H87L86 14ZM115 12L117 13V14H115ZM146 12V13H145ZM153 12V13H152ZM160 12V11H159ZM14 13V14H13ZM42 13V14H41ZM55 13V12H54ZM161 13V12H160ZM27 14V15H26ZM63 14V13H62ZM91 14H92V11H91ZM92 14V15H93ZM123 14V15H124ZM161 14H163V13H161ZM161 14H159V16L161 15ZM43 15V16H42ZM51 15V14H50ZM122 15V16H123ZM20 16V15H19ZM22 16H24V15H21L20 17H22ZM61 16V15H60ZM71 16V15H70ZM104 16H105V14H104ZM115 16H113V18L115 17ZM176 16H174V17H176ZM19 17V18H20ZM38 17V16H37ZM40 17H39V19H40ZM79 17V16H78ZM92 17V16H91ZM91 17H90V19H91ZM146 17H147V15H146ZM15 18V17H14ZM23 18V17H22ZM45 18V17H44ZM51 18H53V17H51ZM56 18H57V16H56ZM74 18H75V20H74ZM105 18V17H104ZM106 18H109V17H106ZM105 18V19H106ZM120 18V17H119ZM118 18V19H119ZM114 19H116V18H114ZM113 19V20H114ZM121 19V18H120ZM123 19V18H122ZM122 19H121V22H122V25H123V21H122ZM144 19H145V17H144ZM148 19H145L144 20V23H145V21L146 20H148ZM150 19H151V17H150ZM14 20V19H13ZM41 20H44V19H41ZM48 20V19H47ZM80 20V19H79ZM94 20V21H95ZM104 20V19H103ZM124 20V19H123ZM126 20V19H125ZM138 21H140V23L142 22L140 19H137ZM6 21L9 23V17H8V20H7V17H6ZM45 21H46V18H45ZM91 21V20H90ZM109 21V20H108ZM108 21H106V23H108ZM152 21V20H151ZM153 21H154V18H153ZM163 21V20H162ZM70 22V21H69ZM103 22V21H102ZM113 22H115V21H113ZM128 22H129V20H128ZM146 22H148V21H146ZM175 22V21H174ZM76 23H79V24H76ZM87 23V22H86ZM106 23H105V25L104 26H106ZM153 23V22H152ZM161 22L159 21V23H157V25L158 24H160ZM164 23V22H163ZM84 24H85V22H84ZM84 24H82V25H84ZM94 24H95V22H94ZM94 24H92V25H94ZM98 24V23H97ZM117 24V23H116ZM116 24H115V26H116ZM119 24V23H118ZM127 24V23H126ZM136 24V23H135ZM81 25V24H80ZM81 25V26H82ZM88 25V24H87ZM98 25H100V23L98 24ZM101 25H103V23H101ZM113 25V24H112ZM111 24H110V26L111 27H113ZM130 25V24H129ZM164 25V26H165ZM137 25H135V27H136ZM154 26V30L155 31H157L158 29H160V28H162L163 29V25H159L160 26V28H159V26H156V25H153ZM163 26V27H162ZM7 27V26H6ZM80 27V26H79ZM79 27H78V29H79ZM88 27V26H87ZM96 27V26H95ZM100 27V26H99ZM102 27V26H101ZM107 27V26H106ZM122 30H118V35H119V32L120 33H123V34H126V33H128V32H130V30H128V32H127V30L125 29V31H126V33H125V31H124V25H123V28L121 27V26H119ZM118 26H117V29L119 28ZM126 27V26H125ZM142 30H144V24H142ZM8 28H10V26H8L7 27V29ZM85 28H86V25H85ZM127 28V27H126ZM13 26H12V28H11V30L13 31ZM18 29H20V28H18ZM93 29H95V28H93ZM100 29V28H99ZM129 29V28H128ZM162 29H160L161 31H162ZM107 30V29H106ZM105 30V31H106ZM142 30H140L141 32L140 33H142L141 35H143V31ZM165 30H166V27H165ZM169 30H167L168 32H169ZM172 30V31H171ZM19 31V30H18ZM25 31V30H24ZM83 31V30H82ZM82 31H81V33H82ZM85 32L87 31V30H84ZM108 31V30H107ZM133 31H135V29H133ZM146 31V30H145ZM100 32L102 33L103 32V30L101 31L100 30ZM136 32H137V29H136ZM135 32V33H136ZM153 32V31H152ZM158 32H160V31H158ZM80 33V34H81ZM88 33V32H87ZM95 33V32H94ZM149 33V32H148ZM162 33V32H161ZM78 34H79V32H78ZM86 34V33H85ZM103 34V33H102ZM105 34V33H104ZM107 34H108V32H107ZM155 34H156V32H155ZM168 34V33H167ZM93 35V34H92ZM137 35H139V36H141L140 34H139V32H137ZM80 36V35H79ZM89 36H91L90 34H89ZM96 36H97V34H96ZM120 36V35H119ZM123 36H125V35H123ZM144 36V35H143ZM148 36H151L150 34L148 35ZM166 36V35H165ZM86 37V36H85ZM128 37V36H127ZM126 37V38H127ZM6 38V37H5ZM115 38V37H114ZM117 38V37H116ZM121 38H122V35H121ZM123 38H125V37H123ZM122 38V40H124ZM140 38V37H139ZM146 38V37H145ZM157 37H155L154 38V41H153V43L154 42H157V40H155ZM159 38V37H158ZM163 38V37H162ZM7 39V38H6ZM11 39V38H10ZM95 39V38H94ZM148 39H150V41L152 42V39L153 38H148ZM84 40H85V38H84ZM91 39H89L88 40V37H87V39L85 40V41H83V42H88V41H90ZM82 41V40H81ZM126 41V40H125ZM130 41V43H132L131 42V40H129ZM161 41H165L166 42V40H162L161 39ZM172 41V40H171ZM171 41H169V43H167L168 45H170L169 47H172V43H171ZM5 42V41H4ZM82 42V43H83ZM165 42H163V43H165ZM7 43V42H6ZM12 43V42H11ZM95 43V42H94ZM142 43H143V41H142ZM145 43V42H144ZM1 44V43H0ZM89 44H93L92 42L90 43L89 42ZM88 44V45H89ZM139 44H141V43H139ZM147 44H149L148 42L145 44V48H146V45ZM156 44H158V43H156ZM166 44V43H165ZM4 45H6V44H4ZM122 45V44H121ZM82 46H83V44H82ZM86 46V45H85ZM148 46L149 45H147V48H148ZM17 47V46H16ZM84 47V46H83ZM124 47V46H123ZM131 47V46H130ZM133 47V46H132ZM169 47H167L166 46V48H164V51L166 52L167 50H168V52L170 51V49H168ZM19 48V47H18ZM88 48V47H87ZM90 48H92V47H90ZM90 48H88V50L90 49ZM0 49H2V48H0ZM95 49H96V47H95ZM149 49V48H148ZM166 49V50H165ZM172 50L171 51H173V48H171ZM147 50V49H146ZM152 50H153V48H152ZM155 50V49H154ZM1 51V50H0ZM148 51V50H147ZM146 51V52H147ZM151 51V50H150ZM97 52V51H96ZM149 52V51H148ZM147 52V53H148ZM158 53H159V51H158ZM149 54H150V52H149ZM161 54V59H163L164 58V56H166V55H170V52H169V54H165V53H163V56H162V52L160 53ZM160 54H159V56H160ZM165 54V55H164ZM158 55H157V58L159 57ZM77 58V57H76ZM159 59V58H158ZM166 59H167V56H166ZM154 60V59H153ZM80 61V60H79ZM162 61H164V59L162 60ZM77 62V61H76ZM81 62V61H80ZM164 63V62H163ZM162 63V64H163ZM78 64V63H77ZM165 68V67H164ZM146 69V68H145ZM64 71H66V70H64ZM165 71V70H164ZM144 74H146L145 73V70H144ZM160 74H162V73H160ZM87 75H88V73H87ZM86 75V76H87ZM95 75V74H94ZM142 75V74H141ZM163 75H165L166 76V72L163 74ZM165 76H163V78H165ZM137 77H139V76H137ZM142 77H143V75H142ZM146 77V76H145ZM144 77V78H145ZM86 78V77H85ZM140 78H141V76H140ZM140 78H139V80H140ZM161 78V77H160ZM59 79V78H58ZM137 79V78H136ZM162 79V78H161ZM166 79V78H165ZM82 80V79H81ZM157 80V79H156ZM163 80V79H162ZM162 80H160V82H162ZM50 81V80H49ZM143 82H144V80H142ZM157 81H159V78H158V80ZM168 81H170V80H168ZM135 82V81H134ZM140 82H141V80H140ZM160 82H157L158 83V85H159V83ZM171 82V81H170ZM144 83H146V82H144ZM143 83V84H144ZM157 83H155V85L156 86H158L157 85ZM172 83V82H171ZM132 84H134V83H132ZM142 84V87L145 85H143ZM147 84V83H146ZM149 84V83H148ZM147 84V85H148ZM162 85H163V83H161ZM146 85V86H147ZM151 85L152 84H150V87H151ZM154 85V84H153ZM152 85V87L151 88H156L155 87V85L153 86ZM162 85H160L161 87H164V85L165 86H168V85H166L165 83H164V85L162 86ZM132 86V85H131ZM149 86V85H148ZM138 87H140V88H142L141 86H138ZM45 88H47V87H45ZM148 88V87H147ZM151 88H149V89H151ZM143 90V89H142ZM148 90V89H147ZM156 90H157V88H156ZM167 90V89H166ZM165 90V91H166ZM89 91H91L90 89H89ZM140 91V90H139ZM41 93V92H40ZM88 93V92H87ZM132 93V92H131ZM144 93H145V90H144ZM147 93V92H146ZM144 94L145 96L147 95V94ZM153 93H154V91H153ZM36 94V93H35ZM149 94V93H148ZM156 94V93H155ZM154 94V95H155ZM242 94V95H241ZM139 95V94H138ZM144 95H143V100H144V98L145 99H147L148 100V98H146V97H144ZM153 95V96H154ZM241 95V96H240ZM151 96V95H150ZM34 98V97H33ZM81 98V97H80ZM150 98V97H149ZM155 98V97H154ZM159 98V97H158ZM84 99V98H83ZM159 100V99H158ZM74 101H75V99H74ZM150 101V100H149ZM82 102V101H81ZM86 102V101H85ZM85 102L83 101L82 103H84V105H85ZM134 102V101H133ZM144 102H145V100H144ZM152 103H151V105L153 106V102H155V101H151ZM159 102V101H158ZM134 103H139V102H134ZM143 103V102H142ZM150 103V102H149ZM156 104H157V102H155ZM33 104V103H32ZM79 104V103H78ZM142 105V104H141ZM140 105V107H141V110H142V106ZM158 105V104H157ZM87 106H89V105H87ZM87 106H85V107H87ZM129 106V105H128ZM147 106V105H146ZM77 107V106H76ZM155 108H157L156 106H154ZM90 108V107H89ZM147 108H148V106H147ZM147 108H146V111H147ZM150 108V107H149ZM148 108V109H149ZM80 109V108H79ZM158 109V108H157ZM78 110V109H77ZM84 111L85 109H82L81 108V111ZM90 110V109H89ZM150 110H151V108H150ZM153 110V109H152ZM151 110V111H152ZM186 110V113H184V114H182L184 111ZM71 111V110H70ZM82 111V112H83ZM136 111V110H135ZM146 111L144 112V113H146ZM141 112V111H140ZM150 111H148L147 113H149ZM71 113V112H70ZM81 113V112H80ZM84 113H85V111H84ZM89 113V112H88ZM72 114V113H71ZM71 114H68V116L67 117H69V119H70V116L69 115H71ZM77 114L79 115V112H77ZM76 113H75V115H77ZM140 113H138L137 114V117H138V115H139ZM73 115V114H72ZM77 115V116H78ZM143 116L145 115V114H142ZM187 115H189V122H190V124L189 123H186V120H188L187 119ZM97 116V115H96ZM95 116V118L97 119V117ZM133 117H134V115H132ZM140 116V115H139ZM149 116H151L150 114H149ZM154 116V115H153ZM39 118V117H38ZM46 118V117H45ZM76 118V117H75ZM83 118V117H82ZM139 118V117H138ZM141 118H142V116H141ZM145 118H147V117H145ZM55 119V118H54ZM72 119V118H71ZM76 119H78L79 120V118H76ZM87 119V118H86ZM186 119V120H185ZM47 120V119H46ZM74 120V119H73ZM139 120V119H138ZM141 120V119H140ZM140 120H139V123H140ZM143 120V119H142ZM82 121V120H81ZM97 121V120H96ZM130 121V120H129ZM147 121H148V119H147ZM75 122H76V120H75ZM78 122V121H77ZM92 122V121H91ZM144 122H145V120H144ZM132 123H133V120H132ZM147 123V122H146ZM52 124V123H51ZM63 124V123H62ZM68 124V123H67ZM75 124V123H74ZM81 124V123H80ZM88 124V123H87ZM93 124V123H92ZM129 124V123H128ZM141 124H142V122H141ZM138 125V126H141V127H143V124L142 125ZM148 124H149V122H148ZM91 125V124H90ZM114 125V124H113ZM144 125H147V124H144ZM177 126L176 128H175V126ZM63 126V125H62ZM66 126H68V125H66ZM74 126V125H73ZM76 126H79L78 124L76 125ZM80 126H82V125H80ZM86 127H88L87 125H85ZM126 126H127V124H126ZM179 126H182V127H186V128H188V129H185V130H188V131H185L184 132V128H182V130H183V132L185 133V134H183L182 135V132L181 133H179L180 131H182V130H177L178 128H179ZM91 127V126H90ZM63 128H64V126H63ZM74 128V127H73ZM76 128V127H75ZM80 127H78L77 129H74V131L76 130V132H77V130L79 129ZM115 128V127H114ZM151 128V127H150ZM181 128V127H180ZM179 128V129H180ZM61 129V128H60ZM66 129H68L67 127H66ZM70 129V128H69ZM68 129V130H69ZM81 129H82V127H81ZM87 129V128H86ZM85 129V130H86ZM90 128L88 127V130H89ZM116 129V128H115ZM124 129V128H123ZM122 129V130H123ZM139 129V128H138ZM71 130V129H70ZM83 130V129H82ZM84 130V132H87V131H85ZM112 130V129H111ZM119 131L120 132V134H121V132H124V131ZM144 130V129H143ZM142 130V131H143ZM55 131V130H54ZM62 131V130H61ZM79 132H80V130H78ZM49 132H51V130L49 131ZM83 132V133H84ZM110 132V131H109ZM136 132V131H135ZM137 132H139V130L137 131ZM141 132V131H140ZM140 132H139V136H138V138H142L140 135H142V132H141V134H140ZM144 132V131H143ZM48 133V132H47ZM58 134V133H57ZM66 134H68V133H66ZM66 134L64 133V135L66 136ZM75 134V133H74ZM87 134V133H86ZM114 134V133H113ZM136 134V133H135ZM46 135H48V134H46ZM63 135V136H64ZM69 135V134H68ZM67 135V138L69 137V136H71V135H69L68 136ZM77 135V134H76ZM89 135H91V132H90V134ZM118 135V134H117ZM130 135V134H129ZM128 135V136H129ZM186 135V139H190V138H187L188 136ZM58 136H59V134H58ZM61 136V135H60ZM60 136H59V138H60ZM63 136H61L62 138L61 139H63L64 137ZM80 136V135H79ZM92 136V135H91ZM121 136V135H120ZM174 136H175V134H174ZM77 138L78 136H74V138ZM80 137H82V136H80ZM85 137H86V135H85ZM116 137V135L114 136V142H117L118 144H119V142L118 141H116L115 138ZM135 137H136V135H134V139H135ZM149 137V136H148ZM53 138H54V141H55V136H53ZM67 138L65 137L64 139H66L65 141L64 140H61V139H58V138H56L57 140L55 141V144L53 145V147L54 146H57V144H58V147H63V151L64 150H69V151H72V149H71V147L69 148V146L71 145L70 143H72V142H70L69 140L67 141ZM73 137H71V139H72ZM75 138V139H76ZM84 138V137H83ZM87 138V137H86ZM85 138V139H86ZM89 138V137H88ZM129 138V137H128ZM176 138V137H175ZM177 138V139H178ZM48 139V138H47ZM51 138H49V140H50ZM77 139H81V138H77ZM76 139V141L74 142V143H77L78 144V141H81V140H77ZM134 139H133V141H134ZM182 139V141H184V137L183 138H181ZM180 138H179V140H177L179 143H180V140H181ZM88 140V139H87ZM101 140V139H100ZM110 140V139H109ZM123 140V139H122ZM142 140L143 139H139L138 141H140L141 143H138V141L136 142V143H138V145L139 144H142V143H145V142H142ZM148 140H149V138H148ZM52 141H53V139H52ZM58 141L60 142V143H58ZM62 141H64L63 143H66L65 144V146L68 144L69 146H67L68 148L67 149H64V144L62 143ZM89 141V140H88ZM87 141V142H88ZM99 141V140H98ZM1 142V141H0ZM5 142V141H4ZM69 142V143H68ZM90 142V143H89ZM88 142V144H90L91 145V141H89ZM108 143H109V141H107ZM148 142V141H147ZM155 142H156V140H155ZM155 142H153L154 143V147H153V145H150L152 148H153V151H154V149L155 150H158V146L160 145H162V143L161 144H159V145H157L156 146V143ZM158 142V141H157ZM177 142V143H178ZM191 142V141H190ZM189 142V143H190ZM62 143V144H61ZM81 143V142H80ZM79 143V144H80ZM82 143H83V141H82ZM102 143V142H101ZM111 143V142H110ZM133 143V142H132ZM131 143V144H132ZM152 143V144H153ZM164 143V142H163ZM174 143V142H173ZM186 142H184V144H185ZM29 144V143H28ZM60 144V145H59ZM83 144H86V143H83ZM98 144V143H97ZM113 144H115V143H113ZM112 144V145H113ZM118 144H116L114 147H119V145ZM131 144H129V145H131ZM146 144V143H145ZM145 144H142V146L143 145H145ZM148 144V143H147ZM182 144V143H181ZM6 145V144H5ZM73 145V144H72ZM76 145V144H75ZM74 145V146H75ZM93 145V144H92ZM91 145V146H92ZM96 145V144H95ZM111 145V146H112ZM125 146H126V144H124ZM128 145V146H129ZM134 145V144H133ZM137 145V146H138ZM174 145V144H173ZM172 145V146H173ZM176 145V144H175ZM175 145L173 146V149L175 148ZM183 145V144H182ZM186 145V144H185ZM190 145V144H189ZM43 146H45V145H43ZM73 146V149L75 148L76 149V147H74ZM89 146V145H88ZM90 146V147H91ZM97 146V145H96ZM122 146V145H121ZM136 146V145H135ZM149 145H145V149H147V147H148ZM177 146V145H176ZM46 148H47V146H45ZM52 147V146H51ZM50 147V148H51ZM61 147V148H62ZM79 147H81V145L79 146ZM84 147V146H83ZM86 147V146H85ZM90 147H88L89 148V150L91 149ZM113 147V146H112ZM113 147V148H114ZM124 147V146H123ZM151 147L150 148H148V149H151ZM157 147V148H156ZM165 147V145L163 146L162 145V149ZM1 148V147H0ZM57 148V147H56ZM66 148V147H65ZM93 148V147H92ZM144 148H142V151H145V149ZM159 148H161V147H159ZM166 148V147H165ZM164 148V150H165V152H167L168 150H166ZM192 148V147H191ZM27 149V148H26ZM53 149V148H52ZM58 149V148H57ZM56 149V150H57ZM74 149V150H75ZM162 149H160V151H161V153L163 152L164 153V150L162 151ZM187 149V148H186ZM186 149H183V146H182V151H186ZM3 150V149H2ZM21 150V149H20ZM46 150V149H45ZM60 150V149H59ZM62 150V149H61ZM77 150V149H76ZM121 150H126V149H124V148H121ZM130 150V149H129ZM136 150V149H135ZM195 150H197V149H195ZM51 151V150H50ZM49 150L47 151V153L48 152H50ZM54 151H55V147H54ZM69 151H64V152H69ZM152 151V152H153ZM159 151V150H158ZM176 151H177V148H176ZM179 152V150H178V152H176L177 154L178 153H182V154H184L185 152ZM194 151V150H193ZM8 152H10V151H8ZM16 152V151H15ZM31 152L33 153V151L31 150ZM131 152V151H130ZM133 152V151H132ZM131 152V153H132ZM135 152H137V150L135 151ZM133 153V157H137V155H136V153ZM139 152V151H138ZM155 152V151H154ZM0 153H2V151L0 152ZM38 153V152H37ZM46 153V154H47ZM51 153H53V152H51ZM50 153V154H51ZM54 153H56V152H54ZM140 153V152H139ZM160 153V154H161ZM169 153H170V151H168V153H165V155L166 154H168V156H169ZM174 151H173V154H176ZM9 154V153H8ZM36 154V153H35ZM135 154V155H134ZM171 155H173L172 153H170ZM179 154V155H180ZM181 154V155H182ZM185 154H187V155H185V156H187L189 159H187V157H185V156H183L182 158H181V163L183 162L182 160L183 159H186V160H190V161H188V163H186V161H185V164H187L188 166L189 165H191V166H193V163H195V162H192V159H193V157L191 156L192 154L191 153H185ZM188 154H191V155H189L188 156ZM3 155V154H2ZM19 155V154H18ZM41 155H44V154H41ZM49 154H47V156H48ZM102 155V154H101ZM103 155H105V154H103ZM122 155V154H121ZM139 155V154H138ZM140 155H142V152L140 153ZM151 155V154H150ZM165 155H163V156H165ZM180 155V156H181ZM193 155H194V153H193ZM195 155H197V154H195ZM194 155V156H195ZM6 156L7 155H5L4 157L6 158ZM29 156H30V154H29ZM28 156V157H29ZM31 156H33V155H31ZM39 156V155H38ZM62 156H65V157H67L64 153H62ZM69 156V155H68ZM71 156V155H70ZM95 156V155H94ZM128 156H129V154H128ZM154 156V155H153ZM153 156L151 157V158H153ZM158 156V155H157ZM162 156V155H161ZM180 156H178L179 157V159H180ZM19 157H21V156H19ZM43 156H41L40 158H42ZM53 157V156H52ZM60 157V156H59ZM72 157V156H71ZM73 157H76V156H73ZM78 157V156H77ZM76 157V160H78V158ZM92 157V156H91ZM90 157V158H91ZM103 157H105V156H103ZM142 157V156H141ZM140 156H139V158H141ZM165 157H167V156H165ZM164 157V158H165ZM169 157H172V156H169ZM169 157H167V158H169ZM190 157H191V159H190ZM4 158V159H5ZM11 158V160L13 159L12 157H10ZM34 158H35V156H34ZM51 158V157H50ZM63 158V157H62ZM106 158L107 159H109L107 156H106ZM127 158V157H126ZM156 158V157H155ZM194 158H196V157H194ZM1 159V158H0ZM36 159V158H35ZM38 159V158H37ZM36 159V160H37ZM59 159V158H58ZM57 159V160H58ZM75 159V158H74ZM83 159L84 158H82V160L81 161H83ZM106 159V160H107ZM137 159H138V157H137ZM143 159V158H142ZM141 159V160H142ZM163 159V158H162ZM179 159L178 160H176V161H178L179 162ZM2 160H3V158H2ZM2 160H0V163H2L1 161ZM34 160V159H33ZM36 160H35V162H36ZM40 160V159H39ZM56 160V159H55ZM68 160H70V161H72L71 160V158L69 159V157H68ZM76 160H73V161H76ZM86 160V159H85ZM88 161H89V159H87ZM86 160V161H87ZM105 160V161H106ZM141 160H139V161H141ZM152 160H157V159H152ZM164 160V159H163ZM7 161H9V160H7ZM23 161V160H22ZM28 161V160H27ZM69 161V162H70ZM109 161V160H108ZM130 161V160H129ZM138 161V162H139ZM159 161V160H158ZM162 161V160H161ZM160 161V162H161ZM165 161V160H164ZM193 161H194V159H193ZM13 162H14V160H13ZM24 162V161H23ZM34 162V161H33ZM34 162V163H35ZM51 162V161H50ZM84 162V161H83ZM165 162H167V160L165 161ZM190 162H192V164H190ZM196 162H197V160H196ZM200 162H199V164H200ZM3 163H4V161H3ZM8 163H10V162H7L6 164H8ZM15 163V162H14ZM27 163V162H26ZM38 163V162H37ZM40 163V162H39ZM63 163V162H62ZM76 164H77V162H75ZM80 163H82V162H80ZM79 163V164H80ZM108 163V162H107ZM133 163V162H132ZM135 163V162H134ZM140 163V162H139ZM142 164H143V162H141ZM145 163V162H144ZM162 163V162H161ZM160 163V164H161ZM180 163V162H179ZM178 163V164H179ZM180 163V164H181ZM184 163V162H183ZM183 163H182V167H183ZM63 164H67V162L65 161ZM70 164H73L74 165V163H70ZM75 164V165H76ZM124 164H125V162H124ZM159 164V163H158ZM159 164V165H160ZM12 165H13V163H12ZM12 165H11V163H10V165L9 166H11L12 167ZM59 165V164H58ZM89 165H93V164H89ZM112 165V164H111ZM123 165V164H122ZM121 165V166H122ZM130 165V164H129ZM135 165H137V164H135ZM146 165V164H145ZM195 165H196V163H195ZM198 165V164H197ZM196 165V166H197ZM0 166H3V165H0ZM4 166H6V165H4ZM65 166V165H64ZM95 166V165H94ZM94 166H92L93 168H94ZM106 166H108V165H106ZM115 166V165H114ZM131 166V165H130ZM138 166H143V165H140V164H138ZM137 166V167H138ZM186 166V165H185ZM184 166V167H185ZM188 166L187 167H185L184 169H183V171L184 170H191L192 168H193V170H194V167H191V169H190V166H189V168H188ZM199 166V165H198ZM197 166V168L199 169V167ZM7 167V166H6ZM16 167V166H15ZM14 167V168H15ZM71 167L72 166H70V168L69 169H71ZM74 167V166H73ZM72 167V168H73ZM96 167V166H95ZM111 167V166H110ZM132 168L131 169H133L134 167L133 166H131ZM0 168H2V167H0ZM7 168H9L10 169V167H7ZM90 167H88V169H89ZM91 169V170H95V169ZM112 168V167H111ZM114 168V167H113ZM156 168V167H155ZM168 168H170V167H168ZM200 168V169H201ZM61 169H63V168H61ZM104 169H105V167H104ZM103 169V170H104ZM107 169V168H106ZM105 169V170H106ZM138 168H134V170H137ZM143 169H144V167H143ZM143 169L141 170L142 171V174L144 173L143 172ZM15 171H16V169H14ZM18 170V169H17ZM35 170V169H34ZM37 170V169H36ZM35 170V171H36ZM65 170V169H64ZM90 170V171H91ZM140 169H138L137 171H139ZM173 170V169H172ZM197 170V169H196ZM13 171V168H12V170H11V172ZM61 171V170H60ZM63 171V170H62ZM89 171V172H90ZM106 171H109V169L108 170H106ZM128 171V170H127ZM152 171V170H151ZM156 171V170H155ZM185 171V172H186ZM10 172V175L11 174H13V173H11ZM63 172H65V171H63ZM81 172H83V170H81ZM129 172H132V174H133V171H129ZM128 172V173H129ZM136 172V171H135ZM172 172H175L174 170L173 171H170V173H172ZM200 172V171H199ZM198 172V173H199ZM35 173V172H34ZM38 173V172H37ZM36 173V174H37ZM107 173V172H106ZM109 173H110V171H109ZM107 174V176L108 175H110L111 176V173L110 174ZM114 173V172H113ZM124 173H126L125 171H124ZM153 173V172H152ZM151 173V174H152ZM168 173H169V171H168ZM187 173V172H186ZM197 173V172H196ZM197 173V174H198ZM58 174H60L59 173V171H58ZM64 174H67V173H64ZM64 174H62L63 175V177H61V178H63V180H64V186L63 187H65L66 186V184L68 185L69 184V180H67L68 182L66 183V181H65V177L67 176V177H69L68 176V174L67 175H64ZM104 174V173H103ZM132 174H131V177H132ZM136 174V173H135ZM140 174V173H139ZM146 174V173H145ZM144 174V175H145ZM154 174H155V172H154ZM154 174H152V175H154ZM3 174H0V177L2 176ZM14 180H15V178L16 177H18L17 175H16V172H14ZM70 175V174H69ZM86 175H88V170H87V173H86ZM91 175V174H90ZM93 175V174H92ZM156 175V174H155ZM192 174H190V176H191ZM194 175H195V173H194ZM4 176V175H3ZM1 177L2 178V180L5 178V177ZM75 176H77V175H75ZM103 176H106L105 174L103 175ZM127 176V175H126ZM142 176V175H141ZM176 176H177V174H175L174 176L171 174V175H169V176H166V180L165 181H173V185H177L178 184V181L180 180V179H178V181H177V178H176ZM10 177H12V175L11 176H9V177H7L5 180H7L8 181V183H9V180L11 181L12 180V178H10ZM66 177V178H67ZM83 177V179L85 178V180H86V176L84 177V176H82ZM88 177V176H87ZM92 177V176H91ZM94 177V176H93ZM143 177V176H142ZM154 177V176H153ZM192 177H194V176H192ZM8 178H10L9 180H8ZM74 178V177H73ZM94 178H96V177H94ZM107 178V177H106ZM112 178V176L110 177V179ZM121 178H123V173H122V177ZM136 178V177H135ZM141 178V177H140ZM140 178H136L137 179V181H139V179ZM146 178V177H145ZM150 178L152 179V177L150 176ZM156 178V177H155ZM196 178V177H195ZM17 179V178H16ZM67 179H69V178H67ZM75 179V178H74ZM81 179V178H80ZM93 179V178H92ZM103 179V178H102ZM101 179V180H102ZM115 179H117L118 181H114ZM115 179L114 180H112L115 184H116V182H117V184L119 183L120 184V182H122L121 184H122V186H123V181H125V179L122 181L120 178V180L117 178V177H115ZM142 179L143 178H141L140 180L142 181ZM165 178H163V180H164ZM182 179V178H181ZM2 180L0 179V181L2 182ZM33 180V179H32ZM57 180H59V179H57ZM62 180V179H61ZM85 180H83V181H85ZM87 180H89V179H87ZM100 180V181H101ZM105 180V179H104ZM154 180H156V179H154ZM154 180L152 181V182H154ZM161 180H162V178H161ZM189 180H188V182H189ZM73 181V180H72ZM72 181H70L71 183H72ZM90 181V180H89ZM97 181V180H96ZM106 181V180H105ZM108 181V180H107ZM106 181V182H107ZM136 181V180H135ZM144 181V180H143ZM142 181V182H143ZM145 181H146V179H145ZM4 182V181H3ZM6 182V181H5ZM3 183L2 184V186H0V189L1 188H4L5 187V185L6 184H8L7 182L6 183ZM13 182V181H12ZM12 182H11V185H12ZM32 182V181H31ZM58 181H55L54 183L56 184ZM86 182V181H85ZM92 182H93V185H94V182H95V180L93 179V181H91V185H92ZM112 182V183H113ZM150 182H151V180H150ZM180 182V181H179ZM181 182H182V180H181ZM14 183H15V181H14ZM59 183V182H58ZM61 183H63V182H61ZM61 183H59V184H61ZM87 183V182H86ZM104 183V182H103ZM125 183H128V181H126V182H124V186L122 187V186H120V187H122V188H124L125 186H126V184ZM134 183V185H135V182H133ZM141 182H139V184H140ZM147 183H148V181H147ZM166 183V182H165ZM1 184V183H0ZM52 184H53V182H52ZM55 184H53L54 186H55ZM75 184V183H74ZM80 185H78V187H76L77 189L79 188V186H82V184L81 183H79ZM89 184H90V182H89ZM120 184V185H121ZM14 185V184H13ZM12 185V186H13ZM83 185H85V184H83ZM128 185H129V183H128ZM127 185V186H128ZM144 185H146L145 183H144ZM143 185V186H144ZM148 185H149V183H148ZM167 185V184H166ZM181 185V184H180ZM179 185V186H180ZM187 185V184H186ZM191 185V184H190ZM60 186H62V184L61 185H59L58 187H60ZM76 186V185H75ZM86 186H89L88 184H86ZM111 186H113L112 184H111ZM111 186H109V187H111ZM118 186V185H117ZM116 185H115V189H117L116 190V193H117V191L118 190H120V192H121V188L120 187H117ZM126 186V190H127V193H128V190H130L131 189V186L129 185V187H127ZM137 185H135L134 187L132 186V190H130V192L131 191H134V194H139V193H142V194H139V197L141 196H143V194H145V193H147V189L148 188H146V186H145V188L146 189H144V187H142V189L140 190V191H142V192H140L139 191V188H141V187H139V188H135ZM151 187H153L154 188V185H150ZM160 186V185H159ZM50 187V186H49ZM62 187V188H63ZM68 187V186H67ZM67 187H65V188H67ZM89 187H91V186H89ZM89 187H87L88 188V190H89ZM94 187V186H93ZM107 188H108V186H106ZM138 187V186H137ZM149 187V186H148ZM169 187V186H168ZM167 187V188H168ZM197 187H198V189H197ZM61 188V189H62ZM84 188H86V187H84ZM107 188H105V191H107L108 189ZM119 188V189H118ZM129 188V189H128ZM134 188V189H133ZM199 188H201V191H199ZM14 189V188H13ZM56 188L54 187V190H55ZM79 189H81V191H82V188H79ZM93 189V188H92ZM91 189V190H92ZM95 189H96V186H95ZM135 189H137V191H135ZM144 189V190H143ZM162 189V188H161ZM176 189L177 190H175L176 192H178L179 190H178V188L176 187ZM179 189H182L181 187H179ZM8 190L9 189H7L6 191H7V193H8ZM30 190H31V188H30ZM59 190H60V188H59ZM65 191V189H62V191ZM68 190V189H67ZM71 190H75L74 188L73 189H71ZM109 190L111 191V188H109ZM108 190V192H110ZM152 190H156V188L155 189H152ZM169 190H173V189H169ZM14 191V190H13ZM16 191V190H15ZM14 191V192H15ZM46 191V190H45ZM63 191V192H64ZM77 191V190H76ZM81 191H79V192H81ZM124 191V190H123ZM139 191V192H138ZM143 191H146L145 193L143 192ZM150 191V189H148V192ZM164 191V190H163ZM166 191H168V190H166ZM183 191V190H182ZM12 192V191H11ZM17 192H19V191H17ZM62 192V193H63ZM69 192V191H68ZM83 192V191H82ZM81 192V193H82ZM87 192H89V191H87ZM92 192H93V190H92ZM108 192H105L106 194L108 193ZM119 192V193H120ZM137 192V193H136ZM156 192V191H155ZM169 192V191H168ZM172 192H174V190L172 191ZM176 192H175V194H176ZM180 192V191H179ZM178 192V193H179ZM57 193L58 194H60L59 192H58V190H56V195H57ZM61 193V194H62ZM72 192H70V194H71ZM76 194H77V192H75ZM85 193V192H84ZM83 193V195H85ZM105 193H104V195H105ZM111 193H113V192H110V195L108 194L107 196L109 197V196H111ZM118 193V194H119ZM123 193V192H122ZM152 193V192H151ZM157 193V192H156ZM176 194V196L175 197H177V196H179V194ZM188 193H187V195H188ZM18 194V193H17ZM17 194H15V196L17 195ZM31 195L33 194V192L31 191V193H30ZM54 194V193H53ZM60 194V195H61ZM79 194V193H78ZM117 194V195H118ZM124 194H125V192H124ZM124 194H122V195H124ZM147 194H149L150 195V192L149 193H147ZM146 194V195H147ZM155 194V193H154ZM19 195V194H18ZM18 195H17V197H18ZM30 195V196H31ZM59 195V196H60ZM73 195V194H72ZM89 195V194H88ZM122 195H120V196H122ZM131 195V194H130ZM163 195V194H162ZM183 195V194H182ZM6 196H7V194H6ZM5 196V197H6ZM55 196V195H54ZM58 196V195H57ZM57 196H55L56 198H58ZM64 196H66V194L65 195H63L62 194V198H61V200L62 201H64V199H63V197ZM70 196V195H69ZM78 196V195H77ZM87 196V195H86ZM114 196H116V194H114ZM119 196V197H120ZM126 196V195H125ZM124 196V197H125ZM129 196V195H128ZM127 196V197H128ZM131 196H135V195H131ZM138 196V195H137ZM157 196V195H156ZM189 196V195H188ZM4 196H3V198H5ZM68 197V196H67ZM67 197H65V201L64 202H62L61 203V201L60 202H58L57 203V201H59V199L56 201L55 199H54V197H52L53 199H52V204L51 205H53V204H58V206H59V209H60V207H61V204L63 205L64 203H66V205H67V200L70 198H68L67 199ZM71 197H73V198H70V201H73V202H69L70 203V207H68V208H70V209H72V207L71 206H73L74 205V208H75V205H77L76 204V201L77 200H80V202L81 201H84L85 203H84V207H85V204H86V201L88 200V197L87 198H85L84 200L82 199V197H81V199H80V197H78V199L77 200H75V195H73V196H71ZM103 197V196H102ZM118 197V196H117ZM118 197V198H119ZM127 197H125V198H127ZM138 197V198H139ZM145 197V199L147 198L150 202H154L153 200H152V198H150V197H148V195L147 196H143V198ZM152 197V196H151ZM154 197H155V195H154ZM153 197V198H154ZM163 197H164V195L163 196H161V198H160V196L159 197H155L156 198V200L157 201H159V198L163 201ZM174 197V198H175ZM180 197H182V196H180ZM2 198V199H3ZM29 198V197H28ZM33 198V197H32ZM35 198H37V197H35ZM77 198V197H76ZM129 198H130V200L132 201V197H130L129 196ZM132 198V199H131ZM143 198H139L141 201H142V199ZM152 200H150V199ZM154 198V199H155ZM9 199H14L13 197H11V198H9ZM104 199V198H103ZM109 199V198H108ZM108 199H106V201L104 200V202H106L107 203V201H108ZM114 199H115V197H114ZM119 199H122V197H120ZM183 199H186V197L185 198H183ZM182 199V200H183ZM4 201L5 200H7V198L6 199H3ZM37 200V199H36ZM35 200V201H36ZM39 200V199H38ZM46 200V199H45ZM123 201L125 200V199H122ZM129 200V201H130ZM139 200V201H140ZM160 200V201H161ZM0 201L3 203V201L0 199ZM8 201V200H7ZM7 201H5V203H7ZM10 201V200H9ZM8 201V202H9ZM13 201H15L14 203L13 202H9V204H10V206H8V207H10V208H13V206L14 205H16L15 203H16V199L15 200H13ZM55 203H54V202ZM75 201V202H74ZM89 201H90V199H89ZM113 199H112V202H110V203H108V204H111V203H113ZM138 201V200H137ZM183 201H185V200H183ZM33 202V201H32ZM40 202V201H39ZM77 202H79V201H77ZM125 202V204H127L128 203V201H127V203H126V201H124ZM143 202H144V199H143ZM142 202V203H143ZM147 202V201H146ZM145 202V203H146ZM33 203H36V202H33ZM33 203H32V205H33ZM61 203V204H60ZM71 203L73 204V205H71ZM75 203V204H74ZM82 203V202H81ZM81 203H79V204H81ZM88 203V202H87ZM117 203L119 204V205H123V204H120V203H123L122 201L120 202H118L117 201ZM117 203H115V204H117ZM131 203H133V202H131ZM139 202H137L136 204H138ZM145 203H143L142 205L144 206V208H143V210H146L145 209ZM148 203V202H147ZM158 202H155V204H157ZM11 204H14L13 206L11 205ZM37 204V203H36ZM118 204H117V206H118ZM129 204H130V202H129ZM159 204H162L161 202H159ZM180 204H184V202L182 203H180ZM1 205V204H0ZM3 205V204H2ZM6 205V204H5ZM8 205V204H7ZM39 205V204H38ZM82 205V204H81ZM81 205H79V206H77V209H78V207H80ZM87 205H89V204H87ZM141 205V206H142ZM146 205H149V203L148 204H146ZM41 206H43V205H41ZM55 206V205H54ZM57 206V207H58ZM69 206V205H68ZM105 206H106V204H105ZM116 206V207H117ZM150 206H151V203H150ZM155 206L156 205H154V207L153 208H155ZM1 207V206H0ZM3 207H5L4 205H3ZM2 207V208H3ZM57 207H55L54 208V210H53V212L54 211H58L57 210ZM63 207V206H62ZM61 207V208H62ZM82 207V206H81ZM84 207H82V208H84ZM101 207H104L103 205L101 206ZM115 207V208H116ZM125 207H129L128 205L126 206H122V209H123V211H124V208ZM138 207V206H137ZM136 207V208H137ZM149 207V206H148ZM181 207H183V205L182 206H180V209H181ZM1 208V209H2ZM15 208V207H14ZM51 208V207H50ZM66 207H65V205H64V209H65ZM89 208V207H88ZM87 208V209H88ZM100 208V207H99ZM108 208H110V207H108ZM114 208V207H113ZM113 208H111V210L113 209ZM119 208V207H118ZM117 208V209H118ZM152 208V209H153ZM179 208V207H178ZM6 210L4 211V213H7V215L8 216H10L11 214L9 213V211H12V210H9L8 211V209L7 208H5ZM19 209V208H18ZM42 209V208H41ZM56 209V210H55ZM69 209V210H70ZM81 209V208H80ZM102 209V208H101ZM106 209H107V207H106ZM105 208L103 209V212H104V210H106ZM116 209V210H117ZM131 209L132 208H130V211H131ZM137 209H139V208H137ZM155 209H157V206H156V208ZM179 209V210H180ZM39 210V209H38ZM38 210H36V211H38ZM49 210V209H48ZM73 210V209H72ZM79 210V209H78ZM108 210V212H109V210L110 209H107ZM114 210V209H113ZM116 210H115V212H116ZM134 210V209H133ZM143 210H140V212L142 211V213H143ZM182 210V209H181ZM234 210H237V211H235L234 212ZM41 211V210H40ZM60 211H62L63 212V214L62 213H60L61 215H65L64 214V210L62 209H60ZM59 211V212H60ZM68 211V210H67ZM66 211V212H67ZM71 211V210H70ZM75 211V210H74ZM77 211V210H76ZM75 211V212H76ZM82 211V210H81ZM86 211V210H85ZM152 211V210H151ZM3 212V211H2ZM20 212V211H19ZM22 212V211H21ZM51 212V211H50ZM56 212H54V215H56ZM72 212V211H71ZM70 212V213H71ZM80 212V211H79ZM100 212H101V210H100ZM99 212V213H100ZM114 212V211H113ZM114 212V213H115ZM119 212H121L120 210H118V213ZM125 212H126V208H125ZM134 212V211H133ZM139 212V210L137 211L136 210V216H139L138 214L140 213H138ZM160 212V213H159ZM74 213V212H73ZM82 213V212H81ZM124 213V212H123ZM123 213L121 212V214H122V216H123ZM149 213H150V211H149ZM148 213V214H149ZM241 213L239 214L238 213V218H239V216H241ZM41 214V213H40ZM58 214V213H57ZM68 214H69V212H68ZM67 214V215H68ZM75 214V213H74ZM80 214V213H79ZM84 214H85V212H84ZM101 215H102V212L100 213ZM104 214L106 215V213L104 212ZM109 214V213H108ZM154 214H152V215H154ZM3 215H5V214H2V213H0V220H3L2 222H4V223H6V220L8 219V221H9V217L7 218V219H5V218H3L2 216ZM18 215H19V213H18ZM17 215V216H18ZM35 215V214H34ZM36 215H37V213H36ZM59 215V214H58ZM61 215H60V217H61ZM73 215V214H72ZM70 216V217H72L73 218V216ZM109 215H111V213L109 214ZM117 215V214H116ZM115 215V216H116ZM120 214H118V216H119ZM131 215V214H130ZM135 215V212H134V214L132 213V216H134ZM144 215V214H143ZM147 215V214H146ZM26 216V215H25ZM53 216V215H52ZM51 216V217H52ZM57 216V215H56ZM76 216H77V214H76ZM163 216V215H162ZM165 216V217H166ZM242 216H241V218H242ZM2 217V218H1ZM4 217H6V216H4ZM33 217V216H32ZM40 217H41V215H40ZM50 217V218H51ZM54 217V216H53ZM59 217V216H58ZM59 217V218H60ZM66 217V216H65ZM77 217H79V216H77ZM82 217H83V215H82ZM85 217V216H84ZM82 218L81 220H83V224L81 223V225H83V226H85L86 224H85V221H84V219L85 218ZM89 217V216H88ZM101 217H103V216H101ZM121 217V216H120ZM124 217V216H123ZM127 216H125L124 218H126ZM129 217V216H128ZM142 217H144V216H141L140 215V218H142ZM153 217V216H152ZM171 217V218H170ZM26 218V217H25ZM23 219V217H22V220H24V222H26L27 220L26 219H28V216H27V218L26 219ZM57 218V217H56ZM65 221L67 220L68 221V217L65 219L64 217H62ZM81 218V217H80ZM104 218H108L107 217V215L105 216V217H103V219ZM112 218V217H111ZM129 218H131V216L129 217ZM128 218V219H129ZM137 218H139V217H137ZM137 218H135V219H137ZM138 219V221H140V223H138L137 225L139 226V225H142L143 223H141V219ZM146 218H147V216H146ZM156 218H157V216H156ZM167 218V217H166ZM166 218H163V219H165V221H166ZM237 217H236V219H238ZM240 218V219H241ZM5 219V220H4ZM13 219H15V218H13ZM18 219H19V217H18ZM35 218L33 217L31 220L30 219H28L30 222L33 220L34 222H36L35 220H37V219H35ZM47 219V218H46ZM48 219H49V217H48ZM63 219H60V221H57L56 220V223L58 222H61V223H64L65 221H63ZM77 219V218H76ZM102 219V218H101ZM100 219V220H101ZM113 219V218H112ZM148 219V218H147ZM161 219H162V217H161ZM162 219V220H163ZM208 219H212L210 222H209V220ZM245 219V220H244ZM40 220V219H39ZM38 220V222H40L39 224H42L41 223V221H39ZM63 222H62V221ZM86 220H88V219H86ZM123 220H125V219H123ZM123 220H121V221H123ZM148 220H150V219H148ZM229 220V221H228ZM13 221V220H12ZM14 221H16V220H14ZM33 221L31 222L32 223V226H31V223H29L28 221V223L30 224L29 226L30 227H34V225L36 224V223H34L33 224ZM48 221V220H47ZM46 221V222H47ZM49 221H51V224H52V221H55V219L53 220H49ZM48 221V222H49ZM66 221V222H67ZM90 221V220H89ZM99 221V220H98ZM106 221V220H105ZM126 221H128L127 219H126ZM122 222V224H123V226H124V223H127V222ZM135 221V220H134ZM228 221V222H227ZM231 221H233V220H231ZM245 221V222H244ZM79 222V224H80V221H78ZM77 222V223H78ZM101 222H102V220H101ZM108 222V221H107ZM106 222V223H107ZM109 222H110V220H109ZM114 222V221H113ZM147 222V221H146ZM234 222V224H235V222H236V220H234L233 221ZM4 223H2V225L4 224ZM16 222H14V224H15ZM57 223V224H58ZM61 223H59L60 224V227L63 225H61ZM68 223V222H67ZM67 223H64V228H66L65 227V225H67ZM73 223H75V222H73ZM87 223H88V221H87ZM98 223H100V222H98ZM105 223V222H104ZM110 223H112V222H110ZM144 223H145V221H144ZM153 224V227L156 225V224H158V226H156L158 229L160 228V224L159 223H154V222H152ZM167 223V224H168ZM182 223V222H181ZM181 223H180V225H181ZM0 224H1V222H0ZM9 222L8 223H6L5 225H4V227H6V225H7V229L9 230V232H13V230H15V228H16V226L18 225V224H15V226H14V224H9ZM21 224V223H20ZM23 224V223H22ZM45 224V223H44ZM55 224V223H54ZM130 224V223H129ZM146 224V223H145ZM150 224V223H149ZM204 224H206V226H201V225H204ZM11 225H13L14 227H12ZM50 225V224H49ZM78 225V224H77ZM77 225H75V226H77ZM81 225H79V226H81ZM99 225V224H98ZM104 225V224H103ZM111 225V224H110ZM113 225V224H112ZM127 225V224H126ZM131 225H132V223H131ZM224 225V224H223ZM233 225V223H231L230 222V226H232ZM236 225V224H235ZM36 227H40L41 225H38V223H37V225H35ZM45 226V225H44ZM51 226V225H50ZM70 226V227H69ZM69 228H70V230H69V228H68V230L69 231H72L71 229H72V224H69ZM82 226V227H83ZM87 226H88V224H87ZM87 226H85L87 229H88V227ZM91 226V225H90ZM114 226V225H113ZM123 226H121V227H123ZM129 226V225H128ZM134 226V227H133ZM135 224L134 225H132V228H135ZM147 226V225H146ZM151 226V225H150ZM150 226L148 225L147 226V228L149 229L150 228ZM167 226V225H166ZM165 226V227H166ZM0 227L2 228V226L0 225ZM10 227H12L13 228V230H12V228H10ZM36 227H34V229L36 230ZM48 227V226H47ZM63 227V226H62ZM78 227V226H77ZM82 227H81V230H82ZM85 227H84V229H85ZM100 227H102L101 225H100ZM152 227V226H151ZM152 227V228H153ZM156 227H154L155 229H156ZM226 227V226H225ZM0 228V230L2 231V230H4V228H2L1 229ZM6 228H5V230H6ZM18 228V227H17ZM41 228V227H40ZM56 228V227H55ZM73 228H74V226H73ZM80 228V227H79ZM125 228V227H124ZM131 228V229H132ZM153 228V229H154ZM164 228V226H161V230L163 231V232H165L166 230H165V228ZM182 228V227H181ZM208 228V227H207ZM232 229L231 230H233L234 228H233V226L231 227ZM11 229V230H10ZM49 229V228H48ZM60 229V228H59ZM86 229V231L88 232V230ZM91 229V228H90ZM154 229V230H155ZM157 229V230H158ZM200 229V230H201ZM227 229V228H226ZM226 229H224V232H226ZM7 230V231H8ZM20 230H21V228H20ZM18 231V230H15V231H18V233H20L21 231ZM24 230H26V229H24ZM28 230V229H27ZM32 230V229H31ZM42 230V229H41ZM55 231L57 230V228L56 229H54ZM63 230V228L61 229V230H59L57 233H61V231ZM79 229H75V231L77 232ZM92 230V229H91ZM130 230V227H128L127 228V231H129ZM146 230V229H145ZM157 230H155L156 231V234H157V232H161V233H159V234H163V232L159 229L158 231ZM202 230H201V232H202ZM208 230V234H212V231L213 230H209V229H207ZM230 230V232H232ZM233 231V232H236V231ZM0 231V232H1ZM30 231V230H29ZM38 231H39V229H38ZM55 231H51V233H52V235H53V233H55ZM67 231V229H65V231H64V233H68V232H66ZM85 231V232H86ZM204 231L202 232V234L203 235H206L207 233H205L204 234ZM209 231H211V232H209ZM215 231H217V230H215ZM32 232V231H31ZM30 232V235L33 237H35V234L33 235L32 233ZM41 232V231H40ZM75 232V233H76ZM79 232V231H78ZM84 232V233H85ZM145 232H149V231H145ZM145 232H142L141 231V233H145ZM221 232V233H220ZM229 232V233H230ZM2 233H4V232H2ZM2 233H0V235L2 234ZM17 233V232H16ZM17 233V234H18ZM23 232H21L19 235H18V237L22 234ZM29 233V232H28ZM28 233H26L27 235H29ZM45 233V232H44ZM50 233V234H51ZM74 233V234H75ZM149 233H153V231L152 232H149ZM220 233V234H219ZM6 234V233H5ZM17 235V234H15L14 232L13 233H10V235L9 236H6L7 238H9L10 236H11V238H9V239H12V236L13 235ZM26 234H24L25 236V238H26ZM39 234V233H38ZM38 234H36L37 236H38ZM79 234V233H78ZM77 234V235H78ZM81 234V233H80ZM79 234V235H80ZM88 234V233H87ZM128 234V233H127ZM134 234V233H133ZM165 234H166V232H165ZM179 234V235H178ZM201 234V235H202ZM40 235V234H39ZM43 234L41 233V238L42 237H44V236H42ZM57 235V234H56ZM59 235V234H58ZM70 235V237L72 238V236H71V234H69ZM69 235H68V237H69ZM129 235V234H128ZM142 235V234H141ZM141 235H139V236H141ZM23 236V235H22ZM36 236V237H37ZM47 236H49V235H47ZM84 236H85V234H84ZM124 236H126V235H124ZM145 237L144 238H148V236H147V233H146V235H144ZM211 236V235H210ZM224 236H225V234H224ZM5 236H2L1 235V237H0V241H1V239L3 238H6ZM17 237V236H16ZM24 237H22V239L24 240ZM32 237H31V239L30 238H26L28 241L29 240H32ZM52 237V236H51ZM63 237H64V235H63ZM62 237V238H63ZM65 237H67V235L65 236ZM69 237V238H70ZM80 237H83V236H79V238ZM85 237H87V236H85ZM93 237V236H92ZM133 237H134V235H133ZM142 237H143V235H142ZM149 237H151V236H149ZM153 237V236H152ZM190 237V238H189ZM205 237L206 236H204L203 237V239H201L200 241H204L205 240ZM212 237H213V235H212ZM215 237V236H214ZM6 238V239H7ZM20 238V237H19ZM38 238V237H37ZM36 238V239H37ZM40 238V237H39ZM40 238V239H41ZM45 238V237H44ZM50 237H46V239H48L49 241H50V239H49ZM53 238V237H52ZM91 238V237H90ZM120 238V237H119ZM136 238H137V235H136ZM176 238V237H175ZM175 238H173V239H175ZM217 238H218V236H217ZM3 239H2V241H3ZM5 239V240H6ZM9 239H7V241L6 242H8V240ZM16 239V238H15ZM15 239L13 238L12 240H10V244H12V245H15V243H16V241H15ZM35 239V238H34ZM33 239V240H34ZM54 239V238H53ZM64 240H65V238H63ZM63 239H62V241H63ZM68 239V238H67ZM73 239V238H72ZM76 239V238H75ZM78 239V238H77ZM83 239V238H82ZM88 239V238H87ZM155 239V238H154ZM19 241H17L18 243L20 242V240L21 239H18ZM29 241V242H32V243H28V241H26V240H24L25 242H24V244L22 243V245L20 246V248H18L17 249V252H20L19 251V249L20 250H22V246H24V248L25 247H27L28 245L27 244H29V247H30V245H34L33 244V242H37L38 241V239L37 240H35V241ZM74 240V239H73ZM90 240H92V239H90ZM89 240V241H90ZM134 240V239H133ZM141 240V239H140ZM140 240H139V243H140ZM143 240V239H142ZM163 240V239H162ZM215 240V239H214ZM11 241H12V243H11ZM15 241V242H14ZM40 241V240H39ZM77 241H81V239L79 240H77ZM94 241V240H93ZM97 241H99V239H97ZM96 241V242H97ZM166 241V240H165ZM184 241H187V239H184ZM199 241V242H200ZM223 241V242H222ZM4 243H5V241H3ZM3 242L1 243V244H3ZM13 242H14V244H13ZM66 242V241H65ZM68 242V241H67ZM67 242H66V244H67ZM71 242H72V240H71ZM69 243L70 245L72 244V243ZM85 242H86V239H85ZM95 242V243H96ZM100 242V241H99ZM98 242V244H100ZM147 242H149L148 240H147ZM150 242H151V240H150ZM161 242V241H160ZM172 242V243H173ZM220 242H221V246H222V251L219 253V254H216V255H214L215 253L213 252L214 250H216V251H218V250H220V248H221V246H220ZM25 243H27V244H25ZM46 243H50V244H52V241L51 242H48V241H46ZM45 239H44V242L42 241L41 243H39V244H44V246H39L40 248H42V247H45V249L48 247V245H46L45 246ZM73 243H75V241H73ZM80 243V242H79ZM82 243H83V241H82ZM90 243H91V241H90ZM95 243H94V245H95ZM138 243V244H139ZM145 243V242H144ZM162 243V242H161ZM160 243V244H161ZM166 243V242H165ZM165 243H163V244H165ZM171 243V244H172ZM9 244V245H10ZM17 244V243H16ZM39 244H37V243H35V245L34 246H36L37 245V247H38V245ZM49 244V245H50ZM68 244V245H69ZM130 244V243H129ZM136 244V243H135ZM155 244V243H154ZM154 244H153V246H154ZM187 244V243H186ZM185 244V245H186ZM195 244V243H194ZM5 245H7V249H8V243L7 244H5ZM26 245V246H25ZM67 245V246H68ZM82 245V244H81ZM93 244H90V246H92ZM131 245V244H130ZM132 245H134V243L132 244ZM131 245V246H132ZM140 245V244H139ZM137 246L138 248L140 247V246ZM146 245V244H145ZM184 245V246H185ZM188 246H189V244H187ZM1 246V245H0ZM18 246H19V244H18ZM66 246V247H67ZM72 246V245H71ZM74 246V245H73ZM72 246V247H73ZM76 246H77V243H76ZM83 246V245H82ZM82 246H81V248H82ZM99 246V245H98ZM155 246H160L159 244L158 245H156L155 244ZM187 246V247H188ZM190 246H192V245H190ZM189 246V247H190ZM4 247V249H6ZM17 247V246H16ZM16 247H14V249H16ZM37 247H33L34 248V250L35 249H37ZM60 247V246H59ZM75 247V246H74ZM133 247V246H132ZM135 247V246H134ZM158 247L156 248L158 251H160V249H158ZM162 247V246H161ZM161 247H159V248H161ZM201 247V246H200ZM212 247V248H211ZM213 247L215 248L213 251H212V249H213ZM220 247V248H219ZM2 247H0V249H1ZM30 248H32V247H30ZM29 248V249H30ZM39 248V249H40ZM62 248V247H61ZM68 249H70L69 248V246L67 247ZM67 248H64V249H66V250H64L63 248V251L62 250H59V253H61L60 251H62L63 253H62V255H61V263L62 264H79L80 263V260H78V257H79V254H81V253H78L77 251H76V249L75 248H73V249H75V250H72V248L70 249L71 251H70V253L71 254H69L68 252H69V250L67 249ZM79 248V247H78ZM94 248V247H93ZM93 248H92V251H93ZM99 248V247H98ZM103 248V247H102ZM102 248H101V250H102ZM127 248V247H126ZM143 248V247H142ZM163 248V247H162ZM170 248H171V245H170ZM219 248V249H218ZM3 249V250H4ZM9 249H10V255L8 254H4V255H6V256H4L3 255V257H1L0 256V262L2 263V264H4V262L5 263H12V264H15L16 263V261H17V259L18 258H20V260H18L17 262H19L20 264H22L21 262H23V261H25L26 259H24L23 261L21 260V257L22 258H27L26 257V255L27 256H29L30 255V260H32V261H34L35 263L36 262H38L37 260H40L41 259V257H42V259H44L43 257V255L41 256V255H39V254H44L43 253V251H45V249L43 248V251H40V250H38V251H40L39 252V254H37L36 256V258H35V260H33V256H34V254L36 253V251L37 250H32V251H26V253L25 252H22V251H24V250H22L21 252H20V254L22 255H20L19 253H17V252H13V250L14 249H12V247L10 248L9 247ZM8 249V250H9ZM28 249V247L27 248H25V250H27ZM50 249V248H49ZM49 249H47V250H49ZM84 249V248H83ZM95 249V248H94ZM164 249V248H163ZM182 249V248H181ZM218 249V250H217ZM2 249H1V251H0V254H3L2 253V251H3ZM79 250V249H78ZM88 250V249H87ZM86 249H84V251H87ZM100 249H98V251H99ZM138 250H140V248L138 249ZM143 250V249H142ZM141 250V251H142ZM184 250V249H183ZM6 251V250H5ZM34 251V252H33ZM38 251H37V253H38ZM74 251H76L78 254V256L76 255V254H72ZM82 251V250H81ZM89 252H90V250H88ZM91 251V252H92ZM127 251V250H126ZM125 251V252H126ZM144 251V250H143ZM190 251V252H191ZM9 252V251H8ZM13 252V253H12ZM31 252H33V253H31ZM47 252V251H46ZM49 252V251H48ZM67 252V253H66ZM83 252V251H82ZM96 252V251H95ZM129 252V251H128ZM140 252V251H139ZM12 253V254H11ZM19 254L20 255V257H14L15 255H17V254ZM29 253H31V254H33L32 255V257H31V254H29ZM58 253V252H57ZM85 253V252H84ZM83 253V254H84ZM100 252H98V254L96 255V256H100L101 257V254H99ZM130 253V252H129ZM211 253H213V254H211ZM23 254H26L25 255V257H23ZM29 254V255H28ZM48 254V253H47ZM91 254V253H90ZM131 255H132V253H130ZM189 254V253H188ZM187 254V256H186V258L189 256ZM46 255V254H45ZM58 255H60V254H58ZM57 255V257H58V259H59V256ZM212 255H214V256H212ZM48 258H49V254L48 255H46ZM81 256V255H80ZM87 256H90L89 255V253L87 254ZM86 256V257H87ZM93 256H94V254H93ZM40 257V258H39ZM46 257V259H48ZM56 257V258H57ZM130 257V256H129ZM182 257H184V258H182ZM56 258H54V260H56L57 261V259ZM82 258V257H81ZM37 259V260H36ZM80 259V258H79ZM100 259V258H99ZM98 259V260H99ZM131 259V258H130ZM132 259H133V257H132ZM27 260H29V257H28V259ZM53 260V261H54ZM95 259L93 258V261H94ZM103 260H105V259H103ZM31 261V262H32ZM41 261V262H40ZM38 263L39 264H47L46 263V261H48V260H45V261H43V260H40ZM81 261L83 262V260L81 259ZM93 261H92V263H93ZM97 261V260H96ZM30 262V263H31ZM43 262V263H42ZM51 262V261H50ZM102 262V261H101ZM132 262V261H131ZM131 262H129V264H131ZM18 263V264H19ZM25 264H27L26 263V261L24 262ZM54 263H55V261H54ZM57 263L58 264H61V263H59L58 261H57ZM57 263H55V264H57ZM89 263V262H88ZM87 263V264H88ZM96 262H94L93 264H95ZM105 263V262H104ZM82 264V263H81ZM98 264V263H97Z\"/></svg>","mask_w":264,"mask_h":264}]
</instances>
